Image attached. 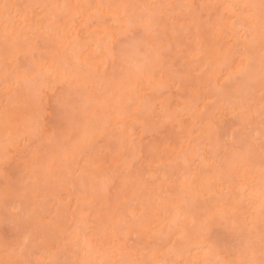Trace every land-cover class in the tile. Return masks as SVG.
I'll list each match as a JSON object with an SVG mask.
<instances>
[{
	"label": "rangeland",
	"instance_id": "1",
	"mask_svg": "<svg viewBox=\"0 0 264 264\" xmlns=\"http://www.w3.org/2000/svg\"><path fill=\"white\" fill-rule=\"evenodd\" d=\"M9 1L10 0H8V1L7 0L6 1L1 0V3L5 2V4L1 5V3H0V6H1L0 12H1V9L3 8V6L5 8V10L2 9L3 11L0 14L1 15L0 16V39H1L0 43H3V45L5 44L4 46H6V45H8L6 43H9V42H7L8 39L10 37H12L10 39L14 40V36H15L16 37L15 41L17 40V44L15 43V41H12V43L11 42L9 43V44H11V48L10 49L8 48V49L11 51L9 52V55H7L8 59H5L8 63L6 65L8 66L9 65L8 60L11 61V59H9V58L14 55L13 56L14 58L11 61L12 66L10 65L7 68L4 66L5 67L4 68L2 66L4 65L5 61H4V63H2V65H1V61H0V69L3 70L1 73V77L5 78V79L10 78V77H15L14 76L15 73H16L15 75H17L18 73H19L18 75H20V74H22V72H23V74L30 72L31 69H34L33 66H35V65H33L31 67V69L28 68V66L32 65V63L34 62V61L31 62V60L36 59V57L38 56L39 58H41V60L39 58H37V62H39V61L44 62L45 58L53 53L52 50L53 51L59 50V48L57 47L58 45L55 44V43H57V40H58L57 35H59V38L62 39V41L59 40L58 42L63 43L64 38H66L64 40H68L67 37H68V34L70 33L69 32L70 30L65 32V33H67V36L63 37V38H61V37H62V35L64 36V33L61 34V36H60V33H58V31H54V30H57L59 25L62 26V28H63V25H64V28H65V26L66 27L70 26L72 31H74L73 29H75V27H74V26H76L75 24H77V26L79 28H81L80 25L78 24L80 22L81 18L77 22V18L75 17L74 13H76L78 11L77 13H79V16L81 17V13H84V11H85V9H84L85 6L82 5L83 8H81L82 6L76 7V5L74 4V2L76 3V1H78L77 4L81 5V3H80L81 0L80 1L79 0H75V1L73 0L74 2L71 0L70 3L69 2L67 3L68 0L67 1L66 0L65 1H63V0H47L48 2L45 0L46 3L41 2V4H38V2L40 3V0L39 1L35 0V1H37L36 3H33L32 2L33 0H31V1L27 0V2H24L23 0H18V1L12 0L13 2L12 1L9 2ZM16 1L18 3L20 1H23L24 3H22V4L19 3L21 5H23V4L27 5L28 3L29 4H37L36 6H39V8L36 7L35 5L32 6L29 4L27 6H29L30 8L29 7L24 8V5L21 8L18 6L19 5L18 4L17 6H15V8H16L15 9V8H13V6L16 5ZM41 1H44V0H41ZM83 1L84 0H82V3L88 2L86 4H89L90 6H92L93 1L91 4H90L91 0H89V1L85 0V2H83ZM95 1H97V3H99V4H102L103 2H101V1H104V0H100L99 2H98V0H94V4L96 3ZM105 1L107 2L108 0H105ZM110 1H112V0H110ZM110 1H108L107 3H110V6H111V5H113L112 4L113 1L112 2H110ZM119 1L120 0H118L116 2L118 3ZM121 1L123 4L121 3ZM121 1H120L121 4L120 3L117 4L115 2V5H113V7H116L119 4L121 5V6H119L120 8L123 7L122 5L126 6L124 4V3H126L125 0H124V2H123V0H121ZM126 1H129V0H126ZM134 1H136V2L140 1L141 2V0H134ZM151 1H153V0H150V4H149L148 0H146L148 5L143 4V3H146L145 0H144V2L142 1V3L139 2L140 4H137V3L134 4V5H136L135 6L136 8H134L136 11L135 10L134 11L137 12V14L134 13V11L130 9L131 11H133L131 13H133V15L136 14L135 16H138V15L140 16V13L142 11V9H140V8L146 9L150 5L149 9H146L143 11L144 14H142V16L146 15L145 18H147V14H148V17H149L148 19L151 20V18H152L151 21H155L156 20L155 18H157V23H159V20H160L161 26L158 24L160 27L157 26V24L155 22L153 23V25H149L150 23L152 24V22L151 21L149 22V20H148V22H149V24H147L148 29L145 28V27H147V25H145V22L147 20L144 19V16H143V18H141L139 16H138L139 18L135 17V20H136V18L138 20L141 18L140 20L143 22H144V20H146L144 22V24L139 20L141 25L144 27L137 26L139 24V21L133 20L134 16L131 14L129 17L128 15L130 13L126 12L123 14L124 15L123 17L126 16V18H128V20H129L132 16L131 19L133 20V21L129 20V23L131 21V23L129 24L130 26L126 25V28H125V26H122L124 24L123 21H125L123 19H126V18L122 19V15H121V17L119 18V21L121 20L120 21L121 26H120L119 21H116L119 24L116 23V26L114 24L111 25V28H109V30H108V28H107L108 25L106 23L108 22L109 26L112 23H110L111 22L110 20L109 21L107 20V22H106L103 19L106 22L105 24L107 26L105 25L106 26V29H105L104 27H102L103 26L102 25L101 26L102 29H101V28H99L100 25H99V27L96 25V23L99 22V18L101 19V17L98 16L99 18L97 17L96 18L97 20H95L97 22L94 23L95 22L94 21L93 23H91V24L96 25V26H94L95 29L93 28L94 29V32H93L92 27H90L91 25H86V24H90V23H88V22H90L89 19H91V18H89V16L92 17L94 15V13H93L92 15L88 16V18H87L88 22H87V20L85 21L86 24L83 21L85 24V25L83 24V27L86 26V28L82 27L81 32H80L79 28L76 29V30H78V32H77L78 34L75 35L76 41L73 39V41H75L74 43H76V42L80 43L81 42L80 36L78 37V35H80V33L81 34L84 33L83 32L84 29H85V31H87L88 27H90L89 32H87V34L90 33L88 35V38L95 36V37H93V39L95 38V40H96L97 35H95V31H96V33H99L98 31L100 29L101 30H107L110 33L112 32L111 37L114 35L113 36L114 40H112V38H111V40L109 39L110 41H107L108 43L112 42L111 43L112 46L110 44L111 48L107 43V45H108L107 51H108V49H112L110 51V56H108V53L105 54V52H107L106 50L104 52V50L102 48H100L102 50V52L100 50V54L98 55V57L96 56L98 58V60L92 59L93 61L92 60L89 61L91 65H92L91 62L96 64L97 61H99L96 64L97 66L92 65V71H93V67L94 68L96 67L95 70L98 71L97 74H94V73H96L95 70L92 73L90 71V68L89 69L87 68V70H89V72H91L92 74L87 72V71L85 72V69H86L84 67L85 65L82 67L83 69L78 70L77 68L81 67L79 65L80 63L72 64V65L69 64V63H71L70 56H69L70 53L66 49L65 52L66 51H68V52H66V53L64 52L65 54L62 52L64 57H66V58H64V60L67 61V62H65L66 63L65 65L67 67H69V71L71 70L70 69L71 67H74V66L76 67L78 65L79 67L77 66L76 69L78 71H80V72H71L73 70L70 71L68 76H69V78H72V79L71 80L69 79L70 81L68 80L69 85L67 83H64V81L60 82L62 79H59L57 77L59 79V82H57L56 84L55 83L50 84L51 81H48L49 84L52 86L46 87V88L43 87L42 89L37 88V89H39L38 90L39 92L38 93L35 92L34 97H33V90H35V91L37 90L36 89L37 83L35 84V82L38 80L41 82L43 80V78H44V80L46 79L45 76L43 78H41L42 80H40V77H39L38 80H36V79H35L36 81L34 80L33 85H31V86L28 85L33 90H30V87H28V88L25 87L26 83L24 82L25 84H23L22 87H24L25 90L27 88L30 92L29 93H28V91L25 92V90L22 88V91L25 94V96H23L24 94L23 95L21 94L23 92H20L21 87L19 88L21 83H19L18 86L17 85L15 86L14 83H13V85H10V84H12L11 81L12 82L14 81L11 78L10 79L11 81H8L10 83H8L9 85H7V90H5V89H2L3 86L1 87V83H2V85H6V83H4L2 81V80H4L3 78L2 79L0 78L1 79L0 80V91L1 92H3V90L5 91L2 93V95H4V97L3 96L0 97V123H1L0 128L3 127V129L1 130L2 132L3 131L7 132V133L9 132V136L4 135L5 138L2 136V139H1V133L2 132H0V144H2V141L7 140V138L10 139V137H11V139L13 138L15 140L14 142L12 140L11 145L9 144L10 142H8V140H7L8 144L5 141V145H0V149H2V151L0 150V243H1L0 246L2 245L0 247V254H2V256L0 255V257H1L0 264H38L39 259H42V260L44 259L43 261H45L47 258H48V260H46V261H48V263H50V264H52V263L53 264H74V263L77 264L78 259H80V261H78L79 262L78 264H94V262H95V264H99V263L103 264L102 262H104V261L107 264H109L111 262L113 264H115L116 261L114 262V260H117L119 257L120 258L118 259V262L121 261L120 264H122V263L129 264V262L132 264L133 262L129 261L130 260V259H128L129 257H131V260H133L135 262L137 261V264H138L139 259H140L139 262L144 261V263L146 262L145 264H147V263H149V261H151V259H152L151 257L154 256L153 254H154L155 250L156 251L158 250V252L161 253L160 249L163 247L162 245H164L165 248H167V250L170 251V253L175 252L176 256H177V257L175 256L176 259L180 258L179 259L180 263H179L178 262L179 260L174 259L175 254L171 253V258H170V253H169L168 256L170 259H167L168 258V256H167V258H166L167 261L165 260V262H168V260H169L170 264H174V261L178 264H182L184 260L189 261V260H191V256L193 257L192 253L195 252V251H192L193 247H195V245H193V244H197L199 246L201 245L203 247V245H204L203 243H205V242H206V244L208 242L212 243V244L216 243L215 240L222 238L223 235H225V236L222 239H225L224 241H226V242H224V241L220 242L219 241V243H221L220 246H223V249L219 250L220 256L224 253L223 252L224 250L227 252L232 251L234 253H239L238 256L240 257L239 258L240 261L238 259H235V257L238 258V256H237V254H233L232 252L229 254L227 253L228 255L224 254V256H221L224 259H227V260L230 259L231 255L233 254V255H236V256H234L235 261H232L233 263H235V264H242V263L246 264L247 261H245L244 255L246 256V258H248V254H249L248 260H250L251 254H252L251 257L254 256L255 259H258V257H259V259L256 261H259L260 259L262 260V258H260V257H262V256L264 257V254H262L264 252H261V254H259L262 249H263L262 251H264V230H263L264 226L263 227L261 226V224H264V223L258 222L257 224H255L257 221L254 223L257 226V228L260 227L263 230V234L261 233L262 230L261 229L259 230V228L257 229L255 226L254 229H252L250 231V234H251L250 236H248L249 234L246 235L244 230L241 229V227L243 228V224H244L243 222H242V226L237 221L236 222L232 221V224H231V222L225 223L224 225L221 223L220 224L215 223L216 225L212 224L214 227L213 226L207 227L210 223L209 222L210 216L207 215V213H209L208 209H205V207H207V206L203 205L204 207H202V205L199 203L200 200L198 202V199H197V201H193V202L188 201L187 202V200H191V198L188 199L190 192L187 194L184 190V189H187L186 188L187 182L190 181L189 183H193V181L196 182L198 180V179L195 180V176H196V178H198V176L201 177L204 174L203 175L204 177L202 176L201 178H199L198 182H203V185L202 184H200V185L203 186L204 187L203 190H205V187L207 189L208 184H206L205 186H204V184L206 183V181H208V182L211 181L210 177L212 176V174H214V176H215V174H216V176L218 174L222 175V172L226 173L227 168H230V166L232 169L237 164H239L240 167H242V168L244 167V169H243L244 171H247V173L251 171L250 173H252V174H253L252 170L254 171L255 166H256L255 171H257L259 174L260 170L259 171L257 170V166L259 165V168H260V164L262 165V163H263V165H264V162L260 163V161L258 159H256L257 155L254 156V154L252 153L253 151H251V150L254 148V146H253V148H251V146H249L250 141H252V143H253V140L252 139L250 140V138L253 137V135L258 136L261 133H262V135H264V133H263L264 130H262V128H264V89H263L264 79L262 78L264 76L263 75L264 72H262V74L260 72V70L261 71H262V69L264 70V64H263L264 63V58H263L264 57V54H263L264 53V48H263L264 47V41H261L262 39L264 40V38H261L262 36H264L263 35L264 34V31H263L264 30V26H263L264 25V15H263L264 14V0H214V1L213 0H183V1L182 0H171V2H170V0H168V2L171 3L170 5L167 4L166 0H162L161 3H159L160 0L159 1L156 0L154 2H151ZM162 2H164V3H162ZM8 3H10V4L14 3V4H12L13 6L10 7L9 6L10 4L8 5ZM107 3L103 4L102 7L104 5H107ZM152 3H154V4H152ZM6 4L8 5L7 8H9V9H7L5 7ZM46 4H47V6H46ZM68 4H70V6H73V4L75 5L74 7H70L72 9L71 12L69 10L70 8H69ZM99 4H96L94 6H97ZM163 5H164V7H162ZM167 5H168V7H166V8H169V6H170V9H171L175 6V9H177V10L172 11L174 9L173 8L170 11L172 13L173 12L174 13L173 14L169 13V10L165 8V6H167ZM44 6H46V7H44ZM58 6H59V8H57ZM60 6H62V7L60 8ZM65 6H67L69 9H67ZM90 6L88 7V5H87L86 8L87 7L91 8ZM94 6H93V9H91L92 11H94V9H95ZM107 6H104L105 10L108 8L110 9V6L109 5H107ZM139 6H140V8L137 9V7H139ZM144 6H147V7L145 8ZM160 6L163 9L165 8L164 10H166L167 12L164 11L163 9L160 11L159 10V9H161ZM32 7H34V9ZM75 7L80 8V9H84V11L82 10L80 12V9L76 10ZM130 7L132 8L134 6H130ZM27 8H28V11L31 12L30 14H28L29 12L26 11ZM99 8H98V12H99V10H102L101 5ZM123 8L125 9L126 7H123ZM127 8H128V6H127ZM150 8H153V9H150ZM17 9H18V11H16L15 14H17V12H19L21 9L22 12H19V13H22V16L19 15L20 16L19 17L18 15L17 16L13 15L14 10H17ZM128 9L127 10L125 9V10L129 11ZM253 9H254V11H253ZM11 10H13V11H11ZM51 10H52V12H51ZM64 10L67 13H69L72 16V18H70L71 16H69L67 13H63ZM96 10H97V8H96ZM148 10L149 11L151 10L150 13H146V11H148ZM23 11H25V12L23 13ZM26 12H28L27 17L23 18V15L25 17ZM54 12L58 13L57 15H59L58 16L59 18L57 19V23H59V24L55 23L57 15L54 14ZM160 12H163V15H161ZM51 13H53V14H51ZM157 13L159 15L158 17H157ZM164 13L165 14L166 13L172 14V15L168 16V15H165ZM259 13L261 14V16ZM49 14H51L50 17L52 19L55 18V19H53L54 21H52V19L49 17ZM125 14H128V15H125ZM150 15H153V16L150 17ZM258 15L260 17H258ZM79 16H78V18H79ZM160 16L162 17L161 19H163L164 21H165L166 17L168 16L165 23H164V21H162V23H161ZM73 17H75V19ZM94 17H93V19H94ZM261 17H263V18H261ZM60 18L64 19V20L60 21ZM182 18H184V19H182ZM48 19H51V20L49 21ZM69 19H71L72 21H70ZM93 19H91V21H93ZM75 20L77 23L75 22ZM82 20L83 19H81V21ZM103 20H101V22ZM128 20H127V22H128ZM48 21L52 22V23H50L51 26H49ZM104 21H103V23H104ZM67 22H68V25H65V23L67 24ZM74 22H75V24H74ZM101 22H99V23L102 24ZM182 22L184 25L182 24ZM72 23H73V25H72ZM113 23H115V22H113ZM134 23L136 24V26H134L135 25ZM261 23H262V25H261ZM53 24H56L57 26L53 25ZM80 24H81V22H80ZM125 24H126V21H125ZM154 24L158 28H155ZM117 25L122 27V28H120V27L117 28ZM162 25H163V27H162ZM244 25H247L245 28H247L248 25L253 26V27L251 26L252 28L249 26L250 31H251V32L249 31L250 34H247L248 32H246L244 30V28H241V27H244ZM46 26H48V27H46ZM52 26L53 27L56 26V27L52 28ZM77 26H76V28H77ZM151 27H153V31L151 30ZM46 28H49L50 31H52V35H51V33L49 35V32H48L49 29H46ZM259 28L262 29L261 31H263V32H261ZM59 29H61V28H59ZM111 29H112V31H111ZM160 29H162V30H160ZM60 31H62V29ZM63 31H66V29ZM72 31H71V34H73ZM162 31L165 32V37H164V33ZM53 32H56V33L53 34ZM74 32L76 33V31H74ZM15 33H17V34H15ZM46 33H47V35H46ZM254 33L258 34V36L256 35V38H254L255 37ZM55 34H56V37H54ZM85 34H86V32H85ZM87 34H86V36H87ZM17 35L19 37H17ZM100 35L101 34H99L97 37H98L99 41H102L101 37L103 34L101 35V37H100ZM44 36L45 37L50 36V38H51V36H53L52 37L53 40H51V42L54 41L53 46H56L58 49L53 47L52 49H50V51L52 53L48 52L49 51L48 48H50V47L47 44H52V43H48L50 41L49 40L50 38L47 39L48 37L45 38ZM76 36L79 38L80 41H78V38L76 39ZM161 36H163V37H161ZM252 36H254L252 39H254L255 42L252 41V39H251ZM2 37H6L5 39L7 41L4 40V38L2 39ZM84 37H85V35H84ZM249 37H250V39H249ZM19 38H20V40H19ZM54 38H55V40L57 38L56 42H55ZM85 38H87V37H85ZM103 38H104V36H103ZM259 38H261V40ZM10 39H9V41H11ZM41 39H43V40L41 41ZM82 39H84V38H82ZM93 39H92V41L91 40L88 41L89 40L88 39V40H86L87 42H85V39H84L81 43L85 42V45L87 43L86 46H88V42L89 43L91 42L92 45L89 44L88 49H89V47L92 49V46L94 45L93 42L95 41V40L93 41ZM2 40H4V42H1ZM44 40L48 41V42H44ZM98 40H96V41H98ZM106 40H108V39H106ZM249 40L252 42L250 43ZM24 41H26L28 44L25 43L24 46H23V44H22V46H18L22 42L24 43ZM13 43H15V45H13ZM101 43H103V42H101ZM249 44H251V45H249ZM3 45L2 44L0 45V53L3 51V50L1 51V48ZM16 45H17V49L15 48ZM27 45L29 47L32 46V48H35V49L30 48L31 49V51H30L29 48H26ZM246 45L248 46L247 48H245ZM12 46H13V49H12ZM59 47H61V45ZM6 48H7V46H6ZM18 48L20 49V53H19ZM15 49L17 50V54L13 53L15 51ZM25 49H26V51H25ZM27 49L29 50V52L27 51ZM83 49L85 51L87 48L86 49L83 48ZM83 49H82V52H84ZM208 49H209V53H208ZM12 50H14V51H12ZM22 50L25 52H21ZM45 50H47V52ZM60 51H61V48H60ZM97 51H98V49H97ZM26 52H28L29 54H26ZM44 52L46 54L47 53H50V54H47L48 56L47 55L45 56ZM58 53H59V51H57L55 54H58ZM101 53H104V54H101ZM66 54H68V55L66 56ZM95 54H96V52H95ZM42 55H44V58ZM63 55L60 56V58L59 57L58 58L61 59V57H63ZM213 55L218 56L221 60L226 58L225 60H223V63L225 62V64H224L225 67L223 66V64H221L222 61ZM241 55H244L245 57L243 58V56L241 57ZM0 56H1L0 58L3 57L2 53ZM54 57H55V55H54ZM67 57H69V58H67ZM246 57H248L246 60L250 61V64L247 61L249 64V66H247V67H249V69H250V67H251V69L253 68L252 65L254 66V68L257 66L256 69H253L254 72L256 71L255 72L256 75L252 74L251 69L250 70L248 69V71L251 72V74L250 75L247 73H243V74L244 75L247 74L249 76H252V78L247 77L246 75L243 76L241 73L240 76L237 74L239 76V77L237 76L239 79L237 82H236L237 79H235V78H234L235 81H234V79H230V80H233V82H235L233 84L234 88H232V87L229 88L230 85H232V84H229V82H227V84H226V85H228L227 86L228 88H226L225 85H223V83H222V85L224 87H221L222 85H220V84L218 86V82L220 81L219 79H221L220 78L221 75L224 72H226L227 70H229L230 64L232 65V67L230 66V68L233 69V67L237 66L238 63H241L240 60L243 63V61ZM214 58H217V60L219 61L218 62L219 64L217 63L218 66L212 65L214 63L216 64V62H217V60L215 62H211L212 60H214ZM208 59H210V60L208 61ZM228 59H230V61ZM250 59H252V60H250ZM188 60H190V62ZM60 61L61 60H59V62ZM2 62H3V60H2ZM37 62H35V64ZM219 65L221 66L222 71L223 70L224 71H223V73L221 71V75L218 78L217 72H219L218 71V69L220 67ZM90 66H88V67H90ZM211 66L212 67L214 66V68H216L213 72H212ZM259 66H260V68H259ZM67 67H65V69H66L65 72L68 70ZM97 67H99V68H97ZM226 67H228V68L226 69ZM257 68H259V70H257ZM27 69L29 71H26L24 73V71ZM127 70H128V72H127ZM156 70L159 72H156ZM215 71H217L216 72L217 74L214 73ZM130 72H131L132 77L135 73L134 81L136 82V85H137V83H138V86H139V84H142L139 86L140 90H142L144 88V90L141 91V93L143 94V98H142L141 94L138 95V96H141V98L143 100L145 99L147 101V102L145 100H144L145 102L142 101V103L144 102V106L142 105V103L140 104L141 106H139V105L136 106L135 103H137V102L134 103V101H133L134 98L131 100V102L128 101L132 98V97H130V98L127 97V96H129L128 94L131 95L132 90H136V93L139 90L138 86H133L134 84L131 83L133 79L130 76ZM228 72H226V73H228ZM72 73H73V75H72ZM151 73H152L153 78L157 77L155 79H158V75L160 76L159 79L163 78L161 80V81H163V83L161 81H159V84H161V83L163 84V86L162 85L159 86V88H161V89H158L156 86L154 87L155 90H156V88L158 89V91H156L155 94L152 91L153 88L151 86H149L151 84L150 82H149V85H147V86H146V83L144 82L145 87H141V86H143L141 79L144 80L146 76H147L146 80L149 79L148 76ZM153 73H155L156 75L158 74V75L156 76ZM212 73L215 75H212ZM258 73H259V75H258ZM3 74L5 77L3 76ZM74 75L75 76L77 75V77L73 78ZM225 75L226 74H224V76ZM135 76L137 78L136 80L139 79V82H137L135 80ZM211 76H212V79H211ZM215 76H216V80L213 79ZM241 76H242V78H241ZM243 77H245V78H243ZM246 77L248 79H246ZM57 78H56V80H58ZM86 78H88V79H86ZM206 78H207V80H206ZM48 79L49 78H47V80ZM210 79L212 81L215 80V82H217V83H215L214 81L211 82ZM242 79H243V81H242ZM245 79H246V81H245ZM259 79H261L262 82ZM150 80H152L151 75H150ZM217 80H219V81H217ZM71 81H72V84L70 85ZM86 81H89L91 83H87ZM48 82H46V83H48ZM199 82L201 83V85ZM256 82H258V84ZM83 83L85 84V86H87V88L84 86ZM130 83L132 84V87H134V88L138 87V88L130 90L132 88ZM157 83H158V81H157ZM219 83H221V82H219ZM224 83H226V81ZM38 84L41 85L40 83H38ZM89 84H90V86H89ZM216 84H217V86L215 87L214 85H216ZM254 84H255V87H254ZM103 85H104V87H103ZM207 85H209V87H207ZM211 85H213L214 88ZM241 85H243L244 87ZM256 85H257L258 89L256 88ZM33 86H35V88ZM43 86H45V85H43ZM46 86H48V84H46ZM237 86L240 88H237ZM39 87L41 88V86H39ZM90 87H92V89H90ZM146 87L150 88L152 92L150 91V89L146 90ZM217 87H220V89ZM260 87H262V88H260ZM196 88L198 89V92H199L197 95H196V93H197ZM236 88H237V90H236ZM93 89H94V93L91 91ZM110 89H111V91L108 92V90H110ZM227 89H230V90H227ZM238 89H242L241 91H243V93H241V91H239ZM252 89H254V90H252ZM255 89L258 91H255ZM102 90H104V91H102ZM212 90L214 91V94H213ZM260 90L262 91V93L260 92ZM66 91H68V92H66ZM99 91L101 93H99ZM105 91H106V93H104ZM143 91H145V92H143ZM200 91L202 92V94ZM227 91H229L228 94H226ZM230 91L232 93L234 92L233 94H235L236 96L240 92V95L242 94L241 95L242 98L246 97L245 100L247 102L245 100H243L244 99L243 98L242 99L243 103H241L243 105L242 108H245V110L247 109L246 111L245 110H242V111L236 110V112H234L235 109H237V108L232 109V107H230V106L234 105L236 103L238 104L239 99L238 100L234 99L237 101H236V103H233V102H235V101H232V98L234 96H232L233 94ZM244 91L247 93H245ZM1 92H0V94H1ZM127 92H129V93H127ZM133 92H135V91H133ZM206 92H208V93H206ZM209 92L210 93L212 92V93L209 94ZM220 92H222V95H220L221 94ZM235 92L236 93L238 92V93L236 94ZM252 92L254 93V95L252 94ZM27 93L28 94L31 93L30 97L32 98V100L28 95H27L28 97H26ZM110 93H112V95ZM145 93H146V95H144ZM156 93H158V94H156ZM193 93H194V95H192ZM217 93H219L218 96L216 95ZM115 94H116V99H115ZM121 94H127L126 96L123 95L124 97H127V98L126 99L124 97H123V99L120 98ZM137 94H139V92ZM148 94L149 95L152 94V95L149 96ZM245 94H246V96H244ZM133 95H135V93H133L132 96ZM224 95H226L227 98H226V96L223 97ZM228 95H230L232 97H230V96L228 97ZM240 95H238L237 98L238 97L240 98ZM251 95L253 97H251ZM91 96L95 99L93 100V98H91ZM194 96H196V97H194ZM121 97H122V95H121ZM202 97H203L204 102L202 101ZM247 97H248V99H247ZM98 98H100V99L98 100ZM135 98H136V95H135ZM154 98H155V100H154ZM136 99H138V98H136ZM199 99H201V100H199ZM106 100H108L107 101L108 103L106 102ZM109 100H110V102H109ZM112 100H114V101H112ZM124 100H125V102H124ZM150 101H152V102H150ZM240 102H242V101L240 100ZM138 103H139V101H138ZM147 103H149V104L151 103V104L148 105ZM160 103H162V104L160 105ZM202 103H204V104H202ZM102 105H105V108ZM187 105H188V108H187ZM238 105L236 107H238ZM130 107H132V108H130ZM226 107H228V108H226ZM240 107H238V108H240ZM106 108H107V111H106ZM129 109H131L130 112H129ZM132 109H134L135 111L137 110V111L134 113ZM182 109H184V110L182 111ZM251 109L252 110L254 109V111L251 112ZM115 110H116V112H115ZM141 110H143V111H141ZM197 110H199V112H197ZM144 111H146V112L144 113ZM100 112H102V114ZM103 112H109L108 115L110 114V116L109 117L106 116L107 114L103 113ZM121 112H123V115L121 114ZM162 112H163V114H162ZM174 113H175V115H174ZM145 114L147 115V117L145 116ZM170 114L172 117L170 116ZM214 114H216V115H214ZM249 114H251V115H249ZM114 115H115V117H114ZM131 115H134L133 119L135 120V122H134V120L131 121V119H132ZM219 115L221 118L219 117ZM251 116L252 117L254 116L255 118L253 117L254 118L253 119ZM218 117H219V119H218ZM107 118L109 119V121L107 120ZM119 119L122 120V125L124 124V128H122V126H120L121 124H120ZM4 120L6 121V123L7 122L8 123L3 124ZM98 121H100V122L98 123ZM116 121H118V122H116ZM251 121H253L252 124H251ZM123 122H125V123H123ZM111 123H112V125H111ZM117 123H119V124L116 125ZM126 123H128L130 125H128ZM147 123H150V124H147ZM91 124H95V127H94V125L91 126ZM115 125H116V128L117 127H119V128L113 129V127H115ZM241 125H242V127H241ZM130 126H131V128L133 126L134 127L131 129ZM90 127H93L92 130H94V128H95L93 133H91L92 131H91ZM102 127H104V128H102ZM11 128H14L13 130L17 131V133L15 131V136L11 132V131H13ZM84 128L86 131H84ZM202 128L204 130H202ZM257 128H258V130H257ZM8 129H11V131H9ZM17 129H22V131L17 130ZM183 129H185V130H183ZM205 129H207V131H209V132H207ZM133 130H135V131H133ZM120 131H121V133H120ZM251 131H253L254 133ZM18 132H19L20 136L18 135ZM204 132H205L204 136H206L209 133L211 134V135H207V138H208L207 140L203 136ZM256 132L259 134H257ZM169 133H170V135H169ZM4 134H6V133H4ZM235 134H237V135H235ZM16 135L18 136V138L16 137ZM89 135H90V137H89ZM172 135H173V137H172ZM181 135H183V136H181ZM91 136H93V137H91ZM177 136H178V138H177ZM234 136H235V138H234ZM15 137H16V139H15ZM242 137H243V141H242ZM210 138H212V139H210ZM11 139L9 141H11ZM246 142H247V144H246ZM259 143H261L262 145ZM259 143H256L254 145L256 146L257 144H259L260 148L263 147L264 136H263V138L261 136V141ZM171 144H173L175 147ZM179 144H180V146H179ZM6 145H7V147H6ZM80 145H81V147L83 146V148H81L79 151V149L77 147H79ZM214 145H217V146H214ZM244 146H245V148H244ZM157 147H158V149H157ZM257 147L259 148L258 145H257ZM213 148H215V149H213ZM258 148H256V149H258ZM171 149H174V152H171ZM81 150H82V152H81ZM253 150H255V149H253ZM84 151L86 154L84 153ZM215 151H216V153H215ZM249 151H250V153H249ZM259 152L261 154V151H259ZM259 152H257V153H259ZM263 152L264 151L262 149V154H263ZM213 153L216 155H214ZM197 154L202 155L201 157H203V158L205 157V159L207 158L206 160H210L208 163H210L211 165L208 164L207 166L209 167V165H210L211 168L209 167L207 169V166L205 165V168L202 166V169L200 170L201 166H199L200 164H198V161H199L198 158H200V156L198 157ZM260 154H259V156H260ZM72 156L74 158H72ZM158 156H160L161 158ZM261 156L259 157L260 160L262 159ZM215 157L218 160H216ZM239 158H242V159H239ZM158 159H161L159 163H157ZM216 161H218L219 163L218 162L216 163ZM85 162L87 163V165ZM224 162H225V164H224ZM231 162H233V163H231ZM75 163H78V164L80 163V164L78 165ZM258 163H260V164H258ZM83 164H84V168L86 171L85 170H82V171H84L85 174H87V175L89 174V175L87 176L84 173L79 174L80 176L85 175L84 176L85 180H83V178H82L81 182L86 181V180L88 181L89 179L90 180L92 179V181H91L92 183H90L89 182L90 180H89L88 183L85 182L86 183L85 185H82L84 183H82V184L80 183V185H79V183H77V182L80 181L79 180L80 176H78V178H77L78 181L75 178H73L76 181V183L74 185L72 184V182H71V186L68 185V187H67V184L65 185L66 188L68 189L67 190L65 188L63 182L64 183L65 182L70 183L71 179L69 181H64V179H66V177L69 176L70 174L72 175V177L74 175H78V173H79L78 171H81L78 169L83 168L82 167ZM157 164H158V167H157ZM197 164L200 168L198 166L196 167ZM220 164H221V167H220ZM77 165L79 166V168ZM223 165L224 166L228 165V167L226 168ZM232 165H233V167H232ZM263 165H262V168L264 167ZM32 166H33V168H32ZM154 166H156V167H154ZM239 166L237 165L236 167H239ZM218 167H220V168H218ZM253 167H254V169H253ZM155 168L157 169L156 172L154 170ZM166 168H167V170H166ZM221 168H222V170H221ZM262 168H260V169L262 170ZM68 169H70V170H68ZM164 169L166 171H164V173L162 175V173L159 171H163ZM170 169H172V171H170ZM174 169H176V170H174ZM218 169H219V172L221 171V173L218 172ZM231 169H229L230 171L229 170L227 171V176H228V172H229V176H230L229 178L233 177V175H230L233 172V170L239 169V171L233 172V173H235L234 175H236V172L240 173V175H242V173H244L243 170H240L241 168L232 169V172H231ZM74 170H75V172H72V173L70 172V171H74ZM89 170H90V172H89ZM202 170L203 171L205 170V172H203ZM207 170H210V171H207ZM68 171L70 172L69 174H68ZM168 171H170V172H168ZM76 172H78V173L76 174ZM167 172H168V174H167ZM211 172H212V174H211ZM257 172L256 173L254 172L255 173L254 176L255 175L257 176ZM66 173H67V176H66ZM73 173H74V175H73ZM96 173H97V175H96ZM151 173H152V175H151ZM158 173H160L161 175L159 174L160 175L159 176ZM170 173H172V174H170ZM196 173H199V174H196ZM200 173H203V174L200 175ZM225 173H223L224 175H222V176H225L226 175ZM92 174H93V176H92ZM32 175L34 176V178ZM71 175L69 176V178L71 177ZM173 175H175V176H173ZM206 175H208L207 177L210 180L207 179ZM220 175H218L219 177L217 176L218 178L216 176L211 177L212 179L214 177V179H217L219 181V183H217L216 186L218 184H220V179H221ZM169 176H170V178H169ZM237 176H238V174H237ZM234 177H236V176H234ZM193 178H194V180H192ZM204 178H205V180L206 179L207 180L206 181H200L201 179L203 180ZM223 178L225 181L226 180L225 177H223ZM161 179H162V181H161ZM227 180H229V179L227 178ZM222 183H225V182H222V179H221V184ZM226 183H227V185L225 184L226 187H225V185L223 186V184L220 187H225V189H228L227 186L229 185L228 183H230V180H229V182L226 181ZM232 183H233V180H232ZM233 184H231V185H233ZM184 186H186V187L184 188ZM256 186H258V185H256ZM40 187H41V190H40ZM220 187H218V188H220ZM218 188H217V190H219ZM257 188H259V187H256V189ZM53 189H55V191ZM209 189L210 188H208L207 191H211V192H208V194L210 193L209 196H211L213 194L212 193L213 189L212 188H211L212 190H209ZM44 190L46 193H43V192L40 193L41 191H44ZM89 190L91 192H89ZM222 190H223V188H222ZM222 190L220 189V191H222ZM258 190H260V188ZM78 191H80V192H78ZM94 191H95V193H94ZM207 191H205V194ZM256 191L257 190H255V192ZM223 192L224 191L220 192L221 194L220 193L217 194V192L215 193V191H214V193L216 195H218L217 197L223 196L224 195ZM51 193L53 194L54 197H55V195L57 197L54 198L51 195ZM89 193L92 195H90ZM258 193H260V191ZM57 194H59V195H57ZM203 194H204V192H203ZM208 194H206V195H208ZM88 195H90V198L92 197L95 200L92 198L90 199L88 197ZM206 195H204V196H206ZM216 195H212V197L213 196L216 197ZM227 195H228V193L226 194V196ZM50 196H52L53 198L51 197L52 198L51 199ZM209 196H207V197H209ZM217 197L215 199H217ZM224 197H225V195H224ZM80 198H81V200H80ZM205 198L202 197V199H204V202L202 200L201 201L204 204L205 203L208 204V207H209V203H211V201H214L213 200L214 198L212 199L211 197H209L211 199V201H209L210 199H205ZM247 198H249V197H247ZM82 199L84 201L86 200V202L82 201ZM89 200L91 201L92 205L91 204H90V206L88 205L89 207L87 205L85 206L84 204L89 203L90 202ZM205 200H207V201H205ZM132 201H133V203H132ZM138 201H140V202H138ZM208 201H209V203H207ZM189 202L191 204H194V205L196 203H198L197 205H201V208H200V209H202L201 212H200V209L198 206L196 208H194V206H192ZM240 202H241V200H240ZM242 202H244V204H245V201L242 200ZM255 202L258 203V201H255ZM262 202H264V201H262ZM39 203L42 205H40ZM80 203H81V205L84 206V208L80 207L81 206ZM176 203H179L180 205H176ZM174 204H175V207H174ZM212 204H213V202H212ZM212 204H210V205H212ZM246 204H247V201H246ZM245 205H243V207ZM248 205H247V208H246V206L244 208V209H246L245 210L246 213L244 215H246L247 212H249V211H247V210H249V208L251 209L253 207V203L251 205V202H250V205L252 207L249 205L250 207L248 208ZM255 205H256V203H255ZM91 206L92 207L94 206V207L92 208ZM176 206H177V208H176ZM135 207H136V210H135ZM211 207L213 210V206H211ZM180 208H183L181 210V213H183L182 215L180 213ZM192 208H194V209H192ZM80 209L82 210V212ZM129 209L132 211L135 210V212L134 211L133 212L136 213V216L138 214V216H137L138 218L137 217H136L137 219L135 218L136 220H139V215H140L139 209L143 210V211L141 210V215L146 213L147 215L152 216L154 213L156 214V212H157L156 222H154L153 217H150V218H152V220H148L149 218L148 219L145 218L147 220V222H145V219H144V217H146V216H144L145 214L142 215L143 218L140 217V221L144 219L143 224H145V223L148 224L149 221L150 222L153 221L152 222L153 225H151V226L154 227V224H155V226L157 225L156 228H158V229L160 228L159 231H161V232L157 233L160 236H157L154 239L153 238L154 235H153V237L150 236L153 238V239H151V241H150V239H148V241L145 240V239L150 238V237H147L148 235H146L147 233H145V231H144L145 228H143L144 226L142 227L143 224L141 225L140 221L138 222V221H135L133 219L131 222V216H129V214H130ZM212 210L210 209L209 211L212 212ZM127 211H129L128 216H127ZM206 211H207V213H206ZM252 211L253 210H251V213L253 214ZM79 212H81L83 214H80ZM196 212H197L199 217L197 215H195ZM76 214H78L77 216L79 219L76 218ZM185 214H186V216H185ZM203 214H206L207 216L203 215ZM209 214H211V213H209ZM252 214H251L252 217H249L248 221L251 218H252L251 220H254ZM79 215H80V217H79ZM156 215H153V216H156ZM178 215H179V217L183 216L181 219L178 217L179 221H177ZM248 215H250V213ZM37 216L39 219L36 218ZM88 216L90 217V220L86 219V218H89ZM32 217H35V218H33V220H32ZM81 217H83V219H80ZM185 217H187V218H185ZM206 217H208V220H207V222H209L208 225H207L206 221H204V218H206ZM31 220L35 221V222L32 223ZM40 220L43 224L46 225V228H48V231L50 232L51 235L52 234L56 235V233L53 232L54 229L56 230L55 226H57V230H59V231L62 229L60 231L61 233L59 231L57 232L58 237H55V239H52L54 237H51V240H50V238L48 237V242H44V243H46V245L48 244V246H46V245H44V243H42L44 241V238L47 237V235L45 234V232H47V231H45V232L43 231L45 227H43ZM91 220H92V222H91ZM93 220H95V221H93ZM181 220H183V221H181ZM187 220H188V222H187ZM189 220H190V222H189ZM77 221L79 223H77ZM37 222H38V224H41L40 228L42 226L43 230H41V231H43L44 235H46L45 237H43L44 235L41 234L40 228H39V225L37 224ZM86 222H89L90 227L91 226L94 227L93 232H90L89 230H92V229H89V227L85 226L87 224ZM94 222H97V223H94ZM133 222H135V223L138 222L139 225H138V223L134 224ZM150 222H149V225L151 224ZM176 222H177V224H176ZM184 222H186V223H184ZM233 222L238 223V225L241 226V227L238 226V228H240V230L236 227L237 224L234 225ZM81 223L85 224V225H82ZM250 223H252V221H250ZM34 224H36V225L34 226ZM89 224H87V225L89 226ZM189 224H191V225H189ZM210 225H211V223H210ZM232 225L234 226L233 229H232V227H233ZM247 225H249V222ZM83 226L88 228L87 232L85 231L86 229H84ZM182 226H184L185 228H182ZM225 226L228 227V229ZM113 227L115 229H117V231ZM179 227H181V228H179ZM235 227L237 228V230L240 231V234L242 232L241 235L239 234L240 236H242L244 234V235H246V239L248 236L247 241H244L245 239L242 238V237H244V235L242 237H240L237 234L238 231L236 233L237 235L235 234V232H233V231H236ZM38 228H39V230H38ZM139 228L144 229L143 234L140 233L142 231ZM214 228H216V230ZM76 229H78V230H76ZM94 229L96 230L97 236H95L96 233H95ZM158 229H154V231L158 230ZM179 229H181V230H179ZM108 230H113V231H110V233L112 232L113 235L118 234L119 235L118 237H116L115 235H114V237H116V239L119 241L122 240L123 235H125L126 238L128 239V240H126V242H124V244L122 243V241L118 242L120 245L118 244V245L114 246L115 250H113L112 253H110L111 249H113L112 242H111V245H109V246H111L110 247L111 249L110 248L107 249V247H106V245L109 244L108 240H110L109 239L110 236H108L109 234L105 235L109 232ZM121 230H122V232H121ZM135 230H137V231H135ZM183 230H185L186 232ZM255 230L256 231L258 230L257 231L258 233ZM63 231H65V233ZM88 231H89V233H88ZM99 231H101V232H99ZM106 231H108V232L106 233ZM114 231H115V233H114ZM138 231H139V233H138ZM98 232L100 234H98ZM180 232H182V233L179 234ZM59 233H60V235L64 236V237H61L62 239L60 238L61 240L59 241L60 244L64 243L61 246L59 245V242H58L59 236H60ZM85 233H88L89 235L87 236V234H85ZM128 233H130V235ZM133 233H135V234H133ZM175 233H176V235L171 236V234H175ZM216 233L217 234L220 233V234L217 235ZM233 233L235 234V236L233 235ZM47 234H48V232H47ZM90 234H92L93 236L91 235V237H90ZM144 234L146 235L145 237H147V238L144 237ZM153 234H155V233H153ZM161 234L163 237L161 236ZM167 234L170 237H168ZM229 234H231L230 235L231 237L229 236ZM40 235H42V236L40 237ZM110 235L112 236V234H110ZM120 235H122V236H120ZM188 235H189V237H188ZM81 236L82 237L87 236L86 240H88L90 243H92L91 241H93V239H95V237H97V239H98V237L102 238V239L99 238V240H96V243H98V241H99L103 245V246L101 245L102 248H100V245H98L99 249H98V246H94L96 244L94 241L93 242L94 244L89 243L90 246L88 249H86L87 251L89 250V252H91V254H89L87 251H85L83 255L79 256L80 253L78 252L79 250H77V252L79 253L77 255V253H75L76 250L74 252V249L77 248L76 245L81 244V242H79V241L84 242V239L82 240ZM107 236H108V238H107ZM125 236H123V237H125ZM237 236L240 239L242 238V240L236 242V238H238ZM77 237L78 238L80 237L79 240ZM88 237H90V238L88 239ZM185 237L187 239H185ZM234 237H236V238L234 239ZM250 237H251V239H250ZM56 238H58V239H56ZM64 238H66V239L68 238V240L65 239L67 242L62 241ZM172 238L173 239L176 238L175 241H173ZM257 238H259V239H257ZM42 239H43V241H42ZM112 239H113V236H112ZM53 240H54V242H52ZM103 240H105V241H103ZM157 240L159 243L157 242ZM186 240L187 241L189 240V241L187 242ZM190 240H193V241L190 242ZM46 241H47V238H46ZM56 241H57V243H56ZM101 241H103V242H101ZM195 241H197L198 243L199 242H201V243L203 242V243L198 244ZM230 241H232V242L235 241V243L231 242L234 245V248H233V245L230 244ZM260 242L262 244H260ZM49 243H51L52 245ZM157 243L160 245H157ZM190 243H192L193 247H191V245H189ZM209 243H208V245H209ZM42 244H43V246H42ZM65 244H67V245L64 247ZM84 244H87V242H84ZM84 244H82V245H84ZM113 244H114V242H113ZM212 244L210 246L209 251H211V249H214L212 251L217 253L216 248L217 249L222 248L219 246L218 243H217L218 246H214V244L213 245ZM223 244L224 245L227 244V246H229V247L232 245L231 246L232 248L229 249V247H227V246L224 247ZM240 244H241V246H240ZM91 245H92V248H94V250L91 249ZM168 245H170V246H168ZM185 245L187 247H185ZM208 245H207V248H206V245H205V248L200 247L201 252H202V250H203V252H205L209 248ZM49 246H50V248H52L50 251H54L53 249H55V251H54L55 255H53L51 252H50V254H52V255L49 254V251L47 250V247H49ZM62 246L64 247V249ZM68 246H70V247H68ZM117 246H118V249H120V247H121L122 250L120 249L118 251ZM199 246L195 247L194 249L197 250V248H198V250H199L200 249ZM2 247H4V248H2ZM79 247H81V246H79ZM87 247H88L87 245L85 247L83 246L84 250ZM45 248H46V252H47V253L46 252L45 253L48 254L47 257L45 254L40 256V254H41L40 251L42 249L45 250ZM83 248L81 247V250H83ZM103 248H105L104 249L105 251L102 250ZM129 248H130V250H129ZM184 248H186L187 251L190 250V253H188ZM3 249L5 252L3 251ZM18 249H21V250L19 252H17ZM97 249L99 251L101 249V252H97L98 251ZM116 249H117L118 253L120 251H122L123 254L119 253L120 256L115 255V257H113V255H111V254H114ZM152 249H154V250H152ZM179 249H181V250H179ZM240 249L241 250L243 249V250L241 251ZM256 249L258 251L260 249V251L258 252ZM37 250H39V251L37 252ZM91 250L94 252H92ZM126 250H128L130 253ZM182 250H184V251H182ZM198 250L194 253L195 256L197 255V257H198V254H196V253H199V251H200V250L199 251ZM57 251H60V253ZM72 251H73V253H72ZM124 251H126L128 253V255L130 254L129 257H128L127 253ZM166 251L162 249V252H165V254L167 255L168 252L166 253ZM181 251H182V253H181ZM12 252H16L17 256H15V255L13 256L11 254ZM56 252L59 253L58 255H61L57 259H55L58 256V255H56ZM68 252H70V254H67ZM95 252H97L98 255ZM158 252L156 253V255L159 254ZM179 252H180V254H179ZM27 253H29L30 255ZM32 253H34V254L40 253L39 255L37 254L38 256L34 255V256L38 257V258L34 257V258H37L36 260L33 259V261H36V262L32 261V256H33V255L31 256ZM43 253H44V251H43ZM92 253L94 254L93 258L95 257L96 261L92 260L93 259L91 257ZM81 254H82V252H81ZM86 254L89 255V256L87 255L88 258H85ZM101 254H102V256L100 257L99 255H101ZM149 254H152V256ZM187 254H189L188 256L190 257V259H187V258H189L187 256ZM190 254H191V256H190ZM241 254H243V255H241ZM44 255H45V257H44ZM65 255L66 256L68 255V256L66 257ZM109 255H111V257L114 258V260H111ZM259 255H261V256H259ZM52 256H54V257L56 256V257L54 259H50ZM185 256H187V257H185ZM8 257H10V258H8ZM75 257L77 259H75ZM78 257H80V258H78ZM99 257L102 260L99 261V259H100ZM134 257H136V259ZM2 258H3V261H2ZM69 258H70V260H69ZM82 258H84L85 261ZM97 258H98V260H97ZM156 258H157V256H156ZM156 258L154 257V259H156ZM196 258H195V261L197 260ZM89 259H91V260H89ZM243 259H244V261H242V263H241V260H243ZM19 260H21V261H19ZM49 260H52V262H50ZM53 260H56V261L54 262ZM73 260H75V261H73ZM236 260H238V262H240V263L236 262ZM43 261H40V262H43ZM70 261H72V262H70ZM81 261H83V263ZM98 261H99V263H98ZM198 261H196V263H198ZM191 262L193 263V261H191ZM45 263H47V262H45ZM106 263H104V264H106ZM151 263L152 262H150L149 264H151ZM196 263L194 262L193 264H196ZM253 263H256L255 260H253ZM260 263L263 264L264 261L262 260V262L260 261L259 264ZM40 264H44V263H40ZM116 264H118V263L116 262ZM186 264H188L187 261H186Z\"/></svg>",
	"mask_w": 264,
	"mask_h": 264
},
{
	"label": "bare ground",
	"instance_id": "2",
	"mask_svg": "<svg viewBox=\"0 0 264 264\" xmlns=\"http://www.w3.org/2000/svg\"><path fill=\"white\" fill-rule=\"evenodd\" d=\"M2 1H4V0H2ZM5 1H6V0H5ZM7 1H8V0H7ZM11 1H12V0H10L9 2H11ZM17 1H18V0H17ZM17 1H16V5H14V6L12 5V4H14V3H12V4L8 3V5L10 4V5H9L10 7L13 6V8H15V6H17L19 3L22 4V3H24V2H27V0H23L24 2H23V1H20L19 3H18ZM29 1H31V0H29ZM29 1H28V2H29ZM38 1H39V0H38ZM46 1H47V0H46ZM63 1H65V0H63ZM66 1H67V0H66ZM70 1H71V0H68L67 3H68V2L70 3ZM72 1H73V0H72ZM74 1H75V0H74ZM74 1H73V2H74ZM79 1H80V0H79ZM87 1H89V0H87ZM92 1H93V3H92ZM99 1H100V0H98V2H99ZM104 1H105V0H104ZM104 1H101V2H103L102 4H99V3H97V1H95L96 3L94 4V0H91L90 4L92 3V6H90L89 4H86V3H88V2H85V0L83 1V2H85V3H82V0L80 1L81 5H80V4H79V5L77 4L78 1H76V3L74 2V4L76 5V7H79V6L81 7L82 5L85 6V7H84L85 11H84V9H80V8H76V7H75L76 10H79V9H80V12H81L82 10L84 11V13H81V17L79 16V13H77L78 11H77V12L75 11L76 13H74L75 17L77 18V22L79 21L80 18L83 19L82 21H81V19H80L81 24H80V22L78 23V24L80 25L81 28L83 27V24H84V22H85L86 20H87V22H88V19H87L88 16H89V15H92V14L94 13V15H93L92 17L89 16V18H91V19H93V17L95 16L94 19H93V21H91V19H89L90 22H88V23H90V24H86V22H85V24H86V25H91L90 27H92V29H93L94 26H96V25H97L98 27H99V25H100L99 28H101V29H102V27H104V28L106 29V26L108 25L107 28H108V30H109V28H111V25L114 24V25L116 26V23H117L116 21H119V18L121 17V15H122V19H123V18H126V16L123 17V16H124V15H123L124 13H126V12H127V13H130L129 15H128V14H125V15H128L129 17H130L131 14L133 15V13H131V12H133V11L135 10L134 8H136V7H135L136 5H134V4H136V3H137V4H140V3H142V1L144 2V0H141V2H140V1H137V2H136V1H134V0H129V1H126V0H125L126 3H124V4H125L126 6H124V5H122V6H123V7H126V8H125L126 10L129 8V9H128V10L130 11V12H129V11H126L123 7H122V8L119 7V6H121L120 4L122 3L121 0H120L121 3H120V1H119L118 3H120V4L117 5L116 7H113V5H115V2L118 1V0H115V1L112 0L114 3H113L112 1H110V0H108V1L112 2L113 5H111V6H110V3H107L108 1H107V2L105 1V2L107 3V5L110 6V9L108 8V9L105 10L104 6H107V5H104V6L102 7L103 4H106ZM154 1H156V0H153V1H151V2H154ZM158 1H159V0H158ZM161 1H162V0H160L159 3H161ZM166 1H167V4H168V5L171 4V3H170L171 0H170V2H168V0H166ZM182 1H183V0H182ZM213 1H214V0H213ZM12 2H13V1H12ZM32 2H33V3H36L37 1L33 0ZM41 2L43 3V2H45V0H44V1H41V0H40V3L38 2V4H41ZM47 2H48V1H47ZM101 2H100V3H101ZM123 2H124V0H123ZM129 2H130V3H129ZM139 2H140V3H139ZM145 2H146V0H145ZM217 2H218V1H217ZM222 2H223V1H222ZM0 3H1V0H0ZM30 3H31V2H30ZM45 3H46V2H45ZM64 3H65V2H64ZM67 3H66V4H67ZM116 3H117V2H116ZM118 3H117V4H118ZM132 3H133V4H132ZM148 3L150 4V0H148ZM162 3H164V2H162ZM2 4H5V2L1 3V5H2ZM21 4H19L18 6L22 8V6H23L24 4H23V5H21ZM28 4H29V3H28ZM28 4H27V5H28ZM62 4H63V3H62ZM66 4H65V5H66ZM74 4H73V6H70V4H68V5H69V8H70V7H74V6H75ZM84 4H85V5H84ZM96 4H99V5L94 6V5H96ZM122 4H123V3H122ZM128 4H129V5H128ZM143 4H144V5H145V4L148 5L147 2H146V3H143ZM152 4H154V3H152ZM155 4H156V3H155ZM8 5L6 4L5 7L7 8ZM20 5H21V6H20ZM27 5H24V8L29 7V6H27ZM29 5H32V6L35 5V6H36L37 4H29ZM60 5H61V4H60ZM87 5H88V7L90 6L91 8H88V7L86 8ZM100 5H101L102 10H99V12H98V8L100 7ZM159 5H160V4H159ZM165 5H166V4H165ZM168 5L165 6V8L168 7ZM175 5H176V4H175ZM41 6H42V5H41ZM41 6H40V7H41ZM46 6H47V4H46ZM46 6H44V7H46ZM83 6H82L81 8H83ZM93 6H94V8H95L94 11L91 10V9H93ZM98 6H99V7H98ZM127 6H128V8H127ZM130 6H134V7L131 8ZM149 6H150V5H149ZM149 6H148V8H146L147 6H144V7H145L146 9H149ZM154 6H155V5H154ZM176 6H177V5H176ZM0 7H1V6H0ZM36 7L39 8V6H36ZM36 7H35V8H36ZM52 7H53V6H52ZM61 7H62V6H60V8H61ZM65 7H66L67 9H69L67 6H65ZM107 7H108V6H107ZM141 7H142V6H141ZM151 7H152V6H151ZM160 7H161V6H160ZM162 7H164V5H163ZM162 7H161V9H159V8H158V9L161 11V10L163 9ZM24 8H23V9H24ZM29 8H30V7H29ZM32 8L34 9V7H32ZM57 8H59V6H58ZM96 8H97V10H96ZM103 8H104V9H103ZM138 8H140V6L137 7V9H138ZM165 8H164V9H165ZM173 8H174V9H173ZM173 8L170 9V6H169V8H166V9L169 10V13H172L170 10H172V9H173L172 11L177 10V9H175V6H174ZM181 8H182V7H181ZM2 9L5 10L4 6H3ZM2 9H1V12L3 11ZM7 9H9V8H7ZM11 9H12V8H11ZM15 9H16V8H15ZM48 9H49V8H48ZM50 9H51V8H50ZM64 9H65V8H64ZM73 9H74V8H73ZM99 9H100V8H99ZM130 9L133 10V11H131ZM140 9H142V11L140 10L141 13H140V16H139V15H138V16L141 17V18H143V16H144V19L147 20V21L144 20V22H145V21L147 22V23L145 22V25L149 24V22L152 20V18H151V20H149V19H148V18H149V17H148V14H147V18H145L146 15H143V16H142V14H144L143 11L146 10V9H144V8H140ZM150 9H153V8H150ZM164 9H163V10H164ZM46 10H47V9H46ZM61 10H62V9H61ZM69 10H70V12L72 11L71 8H70ZM69 10H68V11H69ZM11 11H13V10H11ZM11 11H10V12H11ZM16 11H18V9H17V10H14V14H13V15H16V16H17V15H18V16L20 15V16H22V13H19V12H22L21 9H20L19 12H17V14H15ZM26 11H28V8L26 9ZM30 11H31V10H30ZM54 11H55V10H54ZM58 11H59V10H58ZM73 11H74V10H73ZM91 11H92V12H91ZM135 11H136V10H135ZM135 11H134V13L137 14V12H135ZM148 11H149V10H148ZM148 11H146V13H150L151 10H150L149 12H148ZM154 11H155V10H154ZM156 11H157V10H156ZM164 11H166V10H164ZM253 11H254V9H253ZM253 11H252V12H253ZM1 12H0V14H1ZM24 12H25V11H23V13H24ZM28 12H29V11H28ZM28 12H26L25 17H24V15H23V18H26V17H27V13H28ZM51 12H52V10H51ZM166 12H167V11H166ZM175 12H176V11H175ZM255 12H256V11H255ZM255 12H254V13H255ZM18 13H19V14H18ZM30 13H31V12H29L28 14H30ZM63 13H67V12L64 10ZM138 13H139V12H138ZM146 13H145V14H146ZM158 13H159V12H158ZM158 13H157V17L159 16ZM173 13H174V12H173ZM173 13H172V14H173ZM181 13H182V12H181ZM10 14H11V13H10ZM51 14H53V13H51ZM51 14H49V17L51 16ZM54 14L57 15L58 13H55V12H54ZM67 14H68L69 16H71L69 13H67ZM72 14H73V13H72ZM77 14H78V15H77ZM82 14H83V15H82ZM136 14L133 15V16H134V19H133V20H135V17L139 18L138 16H135ZM151 14H152V13H151ZM154 14H155V13H154ZM160 14L163 15V12H160ZM164 14H165V13H164ZM172 14H167V13H166L165 15H168V16L170 15V16H171ZM259 14H260V13H259ZM65 15H66V14H65ZM76 15H77V16H76ZM175 15H176V14H175ZM254 15H255V14H254ZM256 15H257V14H256ZM263 15H264V14H263ZM263 15H262V16H263ZM0 16H1V15H0ZM20 16H19V17H20ZM28 16H29V15H28ZM58 16H59V15H57V18H56V20H55V23H57V19L59 18ZM78 16H79V18H78ZM98 16L101 17V19H100ZM152 16H153V15H150V17H152ZM168 16H167V17H168ZM260 16H261V14H260ZM260 16L258 15V17H260ZM55 17H56V16H55ZM62 17H63V16H62ZM66 17H67V16H66ZM75 17H73V18L75 19ZM97 17L99 18V22H101V20L104 19L106 22H107V20H108V21L110 20V21H111L110 23H112V24H110V26H109V23H108V22L106 23L104 20H103L104 23H103V21H102V22H101L102 24H100L99 22H98V23H99V24H98V23H96L97 21H95V20H97V19H96ZM155 17H156V16H155ZM155 17H154V18H155ZM163 17H164V16H163ZM167 17H166V19H167ZM185 17H186V16H185ZM50 18H51V17H50ZM70 18H72V16H71ZM131 18H132V16H131ZM131 18H130L129 20H132ZM137 18H136V20H138ZM141 18H140V19H141ZM161 18H162V17L160 16V19H161ZM172 18H173V17H172ZM261 18H263V17H261ZM51 19H52V18H51ZM51 19H48V20L50 21ZM53 19H55V18H53ZM53 19H52V21H54ZM140 19H139V20H140ZM155 19H156V20H155ZM155 19H154L155 21H151L152 24L150 23L149 25H153V23L155 22V23L157 24V26H159V25H160V20L158 19V20H159V23H157V18H155ZM166 19H165V21H164L163 19H161V23H162V21H164V23H165V22H166ZM182 19H184V18H182ZM63 20H64V19H61V18H60V21H63ZM69 20L72 21L71 19H69ZM123 20L126 21V24H125V21H123L125 25L123 24L122 26H125V28H126V25H127V26H130L129 24L131 23V21H130V23H129L128 18L123 19ZM127 20H128V22H127ZM133 20H132V21H133ZM136 20H135V21H136ZM139 20H138V21H139ZM148 20H149V22H148ZM255 20H256V19H255ZM49 21H48L49 26H51L50 23H52V22H49ZM66 21H67V20H66ZM83 21H84V22H83ZM94 21H95V22H94ZM120 21H121V20H120ZM120 21H119V23H120ZM135 21H134V22H135ZM138 21H137V22H138ZM140 21H141V20H140ZM140 21H139V24H138L137 26H142L141 23H140ZM256 21H257V20H256ZM259 21H260V20H259ZM75 22H76V20H75ZM75 22H74V24H75ZM77 22H76V23H77ZM82 22H83V23H82ZM93 22L96 23V25L91 24V23H93ZM113 22H115V23H113ZM137 22H136V23H137ZM141 22L144 24L143 21H141ZM186 22H187V21H186ZM48 23H47V24H48ZM61 23H62V22H61ZM69 23H70V22H69ZM105 23H106L107 25H106ZM119 23H117V24H119ZM127 23H128V24H127ZM132 23H133V22H132ZM164 23H163V24H164ZM184 23H185V22H184ZM57 24H59V23H57ZM85 24H84V25H85ZM134 24H135V23H134ZM134 24H133V25H134ZM158 24H159V25H158ZM182 24H183V22H182ZM253 24H254V23H253ZM53 25H56V24H53ZM65 25H68V22H67V24L65 23ZM70 25H71V24H70ZM72 25H73V23H72ZM75 25L77 26V24H75ZM81 25H82V26H81ZM102 25H103V26H102ZM105 25H106V26H105ZM183 25H184V24H183ZM261 25H262V23H261ZM56 26H57V25H56ZM56 26H55V27H56ZM76 26H74L75 29H73L74 31H76V33H75L74 31L71 30L70 26H67V27L65 26V28H64V25H63V28H62V26L59 25L58 29H57V30H54V31H58V33H60V36H61V34L64 33V36L62 35L61 38L66 37V36H67V33H65V32H67V31L70 30V31H69L70 33L68 34V37H67L68 40H64V39H66V38H64V39H63V43H62V42H60V43L58 42L59 40L62 41V39H60V38H59V35H57V36H58V40H57V38H56L57 43H55V44L58 45L57 47L59 48V50H56V49H58V48H57L56 46H53V42H54V41L51 42V40H53V38H52L53 36H51V38H50V36H46V37L44 36L45 38L48 37L47 39L50 38V39H49V40H50L49 42H48V41H45V40H44V42L52 43V44H47V45L50 47V48H48V47H47V48L49 49L48 52H50V53L53 52V53H52V54L47 53V54H50V55L48 56V55L44 52L45 54H44V53H43V54H44L45 56H46V55L48 56V57L45 58V61H44V62H40L39 60H38L39 62H37V58H39L38 56L36 57V59L31 60V62L34 61V62H33L34 64L32 63V65L28 66V68L31 69V67H32L33 65H35V66H33L34 69H31L30 72H27L26 74H23V72H22V74H20V75H18L19 73H18L17 75H15V74H16V73H15V74H14L15 77H10V78H6V79H5V78L1 77V73H2L3 70L0 69V78H1V79L3 78L5 81H4V80H2V81H3L4 83H6V85H2V83H1V87L3 86L2 89L7 90V85H9L8 83H10V82H8V81H11V80H10L11 78H12L14 81H13V82L11 81L12 84H10V85H13V83H14L15 86H16V85L18 86V84L21 83V85L19 86V88L21 87V88H20V92H23V91H22V88L25 90V88L22 87L23 84L26 83V84H25V87L28 88V87H30L31 85H33V82H34L35 79L38 80L39 77H40V80H42L41 78H43L44 76L46 77V79H45L46 81L44 80V78H43V80H42L41 82H40L39 80H38V81L35 80V81H36L35 84L37 83V84H36V89H37V88L42 89L43 87H44V88H46V87H50V86H52V85H50L51 83H52V84H53V83L56 84L57 82H59V79H62L60 82H63V81H64V83H67V84H68V82L72 79V78H69V76H68L69 73H70V71L73 70V71H71V72H80V71H78V70H79V69H83L82 67H83L84 65H85L84 67L86 68V69H85V72H86V71L89 72V70H87V68H88V69L90 68V71L93 73V71L96 69V67H95V68L93 67V71H92V65L95 66L99 61H97L96 64L93 63V62H91L92 65L90 64L89 61H91L92 59H96V60H98L97 57H98V55L100 54V50H101L100 48H102V49L104 50V52H105V50L107 51L108 45L110 46V44L112 43V42H109V43H108L107 41H110L111 38H112V40H114V38H113L114 35L111 37V35H112L111 33H112V32L110 33V32H108L107 30H101V29H100L99 31L97 30L99 33H96V31H95V35L98 36L99 34H101V35L103 34L102 37H101V35H100V37L102 38V41H99L97 36H96V38H97L96 40H98V41H96L95 38L93 39V37H95V36H93V35H92L93 37H90V36H91V35H90V36H89L90 38H88V35H89L90 33L87 34V32H89V28H90V27L87 26V27H88L87 31H85V29H84V30H83L84 33H82V34L80 33V35H78V37L80 36L81 42H82L84 39H85V42H87L86 40H88V39H89L88 41H90V40L92 41V39H93V41L95 40V41L93 42L94 45L92 46V49H91L90 47H89V49H88L89 44L92 45L91 42H90V43L88 42V46H86L87 43H86V45H85V42H83V43H81V42H80V43H78V42L74 43V42L76 41V40H75V35L78 34V33H77L78 30H76V29L79 28L78 26H77V28H76ZM101 26H102V27H101ZM120 26H121V23H120ZM120 26L117 25V28H119ZM131 26H132V25H131ZM134 26H136V24H135ZM160 26H161V25H160ZM160 26H159V27H160ZM246 26H247V25H244V27H241V28H244V30H245L246 32H248L247 34H250V33H249V31H250L249 26L251 27L252 25H248L247 28H248L249 30H248L247 28H245ZM254 26H255V25H254ZM257 26H258V25H257ZM263 26H264V25H263ZM263 26H262V27H263ZM46 27H48V26H46ZM55 27L52 26V28H55ZM142 27H144V26H142ZM154 27H155V28H158V27L155 26V24H154ZM162 27H163V25H162ZM230 27H231V26H230ZM252 27H253V26H252ZM252 27H251V28H252ZM262 27H261V28H262ZM52 28H51V29H52ZM59 28H61L62 31H60L61 29H59ZM81 28H79L80 32H81V30H82ZM83 28H86V26L83 27ZM96 28H97V27H96ZM104 28H103V29H104ZM117 28H116V29H117ZM120 28H122V27H120ZM123 28H124V27H123ZM145 28L148 29V25H147V27H145ZM145 28H144V29H145ZM255 28H256V27H255ZM46 29H49V28H46ZM65 29H66V31H63V30H65ZM92 29H91V30H92ZM94 29H95V28H94ZM94 29H93V32H94ZM113 29H114V28H113ZM127 29H128V28H127ZM134 29H135V28H134ZM137 29H138V28H137ZM140 29H141V28H140ZM163 29H164V28H163ZM229 29H230V28H229ZM256 29H257V28H256ZM259 29H260V28H259ZM151 30L153 31V27H151ZM155 30H156V29H155ZM160 30H162V29H160ZM230 30H231V29H230ZM247 30H248V31H247ZM261 30H262V29H260V31H261ZM71 31L73 32L74 35L71 34ZM111 31H112V29H111ZM143 31H144V30H143ZM232 31H233V30H232ZM240 31H241V30H240ZM255 31H256V30H255ZM263 31H264V30H263ZM263 31H261V32H263ZM48 32H49V35H50V33H51V35H52V31H50V29L48 30ZM85 32H86L87 36H86ZM162 32H163V31H162ZM229 32H230V31H229ZM250 32H251V31H250ZM253 32H254V31H253ZM54 33H56V32H53V34H54ZM113 33H114V32H113ZM163 33H164V37H165V32H163ZM169 33H170V32H169ZM234 33H235V32H234ZM258 33H259V32H258ZM13 34H14V33H13ZM15 34H17V33H15ZM65 34H66V35H65ZM92 34H93V33H92ZM251 34H252V33H251ZM46 35H47V33H46ZM84 35H85V37H87V38H85ZM161 35H162V34H161ZM254 35H255V37L252 36L251 39H252L253 37L256 38V35L258 36V34H255V33H254ZM260 35H261V34H260ZM263 35H264V34H263ZM11 36H12V35H11ZM13 36H14V35H13ZM103 36H104L105 39L103 38ZM115 36H116V35H115ZM261 36H262V35H261ZM261 36H260V37H261ZM17 37H19V36L17 35ZM54 37H56V34L54 35ZM78 37L76 36V39H77ZM81 37L84 38V39H82ZM161 37H163V36H161ZM237 37H238V36H237ZM247 37H248V36H247ZM3 38H4V40H6V39H5L6 37H2V39H3ZM7 38H8V37H7ZM10 38H12V37H10ZM10 38H9V39H10ZM15 38H16V37L14 36V40H11V39H10L11 41H9V39H8V41H7V40H6V41L9 42V43H10V42L12 43V41H15ZM42 38H43V37H42ZM238 38H239V37H238ZM261 38H264V36H262ZM261 38H259V39L261 40ZM17 39H18V38H17ZM73 39H74L75 41H73ZM99 39H100V38H99ZM106 39H108V40H106ZM109 39H110V40H109ZM239 39H240V38H239ZM249 39H250V37H249ZM259 39H258V40H259ZM0 40H1V39H0ZM4 40H2L1 42H4ZM19 40H20V38H19ZM42 40H43V39H41V41H42ZM54 40H55V38H54ZM56 40H55V42H56ZM240 40H241V39H240ZM6 41H5V42H6ZM64 41H65V42H64ZM78 41H80L79 38H78ZM115 41H116V40H115ZM249 41H250V40H249ZM252 41L255 42L254 39H252ZM252 41H250V43H251ZM261 41H264V40L262 39ZM261 41H260V42H261ZM101 42H103V43H101ZM9 43H6V44H8V45H6L7 48H6V46H4L5 44L3 45V43H0V45H1V44L3 45L2 48L4 47L3 49L1 48V51L3 50V51L1 52L2 55H3V57L0 58V61H1V65H2V63H4V61H5L4 65H3L2 67L5 66L6 68H7L8 66L11 65V61H12L13 58H14V57H13L14 55H13L12 57L9 58V59H11V61L8 60V61H9V65L7 66L6 64H8V63H7V61H6L5 59H8V56H7V55H9V52L11 51V50H9V49L11 48V44H9ZM15 43L17 44V40L15 41ZM15 43H13V45H15ZM18 43H19V42H18ZM25 43H27V42L24 41V43L22 42V43H21L20 45H18V46H22V44H23V46H24ZM58 43L61 45V47H59L60 45H59ZM107 43H108V45H107ZM27 44H28V43H27ZM55 44H54V45H55ZM249 45H251V44H249ZM8 46H9V47H8ZM111 46H112V44H111ZM111 46H110V48H111ZM14 47H15V46H14ZM53 47L56 48V49H55L56 51H53V50H52V52H51L50 49H52ZM247 47H248V46L246 45L245 48H247ZM8 48H9V49H8ZM15 48L17 49V45H16ZM26 48H29V49H30V48H31V49H35V48H32V46L29 47L28 45L26 46ZM60 48H61V51H60ZM83 48H85V49L87 48V49L84 51ZM263 48H264V47H263ZM4 49H5V50H4ZM7 49H8V50H7ZM12 49H13V46H12ZM16 49H15L16 52H15L14 50H12V51H14L13 53H16V54H17V50H16ZM21 49H22V48H21ZM31 49H30V51H31ZM48 49H47V50H48ZM66 49H67V50L69 51V53H70L69 56H70V61H71V63H69V64L72 65V64H78V63H80L79 65H80L81 67H79V66L77 65V66L79 67V68H77V66L75 67V66L73 65L75 68H74V67H71V68H70L71 70L69 71V67H67V66L65 65V64H66L65 62H67V61H65L64 58H66V57H64V55L62 54V52L64 53ZM82 49H83L84 52H82ZM97 49H98V51H97ZM6 50H7V51H6ZM18 50H19V53H20V49H19V48H18ZM23 50H24V49H23ZM23 50H22L21 52H25V51H26V49H25V51H23ZM47 50H45V51L47 52ZM62 50H63V51H62ZM73 50H74V51H73ZM111 50H112V49H108V51L105 52V54L108 53V56H110V51H111ZM4 51H5V52H4ZM27 51L29 52L28 49H27ZM57 51H59V53H58V54H55ZM68 51H66V52H68ZM72 51H73V52H72ZM7 52H8V53H7ZM28 52H26V54H29ZM54 52H55V53H54ZM60 52H61V53H60ZM66 52H65V53H66ZM71 52H72V53H71ZM95 52H96L97 55L95 54ZM98 52H99V53H98ZM101 52H102V50H101ZM1 53H0V55H1ZM5 53H6V54H5ZM13 53H12V54H13ZM65 53H64V54H65ZM69 53H68V54H69ZM208 53H209V49H208ZM262 53H263V52H262ZM12 54H11V55H12ZM60 54H61V55H60ZM68 54H66V56H67ZM101 54H104V53H101ZM263 54H264V53H263ZM4 55H5V56H4ZM44 55H42L43 58H44ZM54 55H55V57H54ZM57 55H58V56H57ZM62 55H63V57H61V59H59L60 56H62ZM42 56H41V57H42ZM93 56H94L95 58H94ZM96 56H97V57H96ZM106 56H107V55H106ZM106 56H105V57H106ZM113 56H114V55H113ZM213 56H215V55H213ZM242 56H243V58L245 57L244 55H241V57H242ZM262 56H263V55H262ZM0 57H1V56H0ZM6 57H7V58H6ZM58 57H59V58H58ZM92 57H93V58H92ZM215 57L219 58L218 56H215ZM3 58H4V59H3ZM67 58H69V57H67ZM208 58H209V57H208ZM212 58H213V57H212ZM217 58H214V60H212L211 62H215V61L217 60ZM247 58H248V57H246V58L244 59L243 63H242V61L240 60V62H241L242 64H241V63H238V65L235 66V67H233V69L230 68V66L232 67V65L230 64V66H229V70L226 71V72L229 71L228 73H226V72L223 73L224 70L222 71V69H221V66H222L221 64H223V66L225 67V65H224L225 62L223 63V60H225L226 58L223 59V60H221V59L219 58V59L222 61V62L220 61V62H221L220 65H221V66L219 65V66H220L219 69H218L219 72L215 71L214 73H215V74L218 73V75H217L218 78H219V76L221 75V71H222V73H223V74H222L223 76H224V74H226V75H225L224 77L221 75V77H220L221 79H219L220 81L217 80V81L221 82V83L218 82V86H219V84L222 85V83H223V85H225V87L228 88V87H227L228 85H226V84H227V82H229V84H232V85H230L229 88H231V87L234 88L233 84H234L235 82H233V80H230V79H234V78H235V79H237V80H236V82H237V81L239 80L238 77L240 76L241 73H242L243 76L246 75L247 77L252 78V76H249V75L251 74V72L248 71L249 67H247V66H249L250 61L246 60ZM263 58H264V57H263ZM1 59L3 60V62H2ZM39 59L41 60V58H39ZM55 59H56V60H55ZM57 59H58V60H57ZM241 59H242V58H241ZM59 60H61V61L59 62ZM68 60H69V59H68ZM209 60H210V59H208V61H209ZM228 60L230 61V59H228ZM242 60H243V59H242ZM250 60H252V59H250ZM92 61H93V60H92ZM188 61L190 62V60H188ZM226 61H227V60H226ZM247 61L249 62V64H248ZM35 62H37V63L35 64ZM95 62H96V61H95ZM218 62H219V61L217 60L216 64H215V63H214V64L211 63V64H212V65H217V66H218V64H219ZM217 63H218V64H217ZM261 63H262V62H261ZM82 64H83V65H82ZM206 64H207V63H206ZM208 64H209V63H208ZM251 64H252V63H251ZM259 64H260V63H259ZM263 64H264V63H263ZM263 64H262V65H263ZM71 65H70V66H71ZM90 65H91V66H90ZM187 65H188V64H187ZM228 65H229V64H228ZM228 65H227V66H228ZM11 66H12V65H11ZM88 66H90V67H88ZM96 66H97V65H96ZM101 66H102V65H101ZM255 66H256V65H255ZM5 67H4V68H5ZM65 67H67V69H68L66 72H65V70H66ZM99 67H100V66H99ZM99 67H97V68H99ZM211 67H212V66H211ZM252 67H253L252 69H251V67H250V69H251V71H252V74H255L256 71L254 72L253 69H256L257 66L254 68V66L252 65ZM4 68H3V69H4ZM73 68H74V69H73ZM76 68H77L78 70H77ZM213 68H214V66L212 67V72L216 69V68H214V69H213ZM227 68H228V67H226V69H227ZM259 68H260V66H259ZM259 68H257V70H259ZM75 69H76V70H75ZM224 69H225V68H224ZM226 69H225V70H226ZM230 69H231V70H230ZM250 69H249V70H250ZM5 70H6V69H5ZM32 70H33V71H32ZM158 70H159V69H158ZM26 71H29V70H28V69L25 70L24 73H25ZM101 71H102V70H101ZM130 71H131V70H130ZM132 71H133V70H132ZM91 72H89V73H91ZM95 72H96V73H94V74H97L98 71L95 70ZM127 72H128V70H127ZM156 72H159V71L156 70ZM156 72H155V73H156ZM216 72H217V73H216ZM253 72H254V73H253ZM260 72H261V74H262V72H264V70L262 69V71L260 70ZM92 73H91V74H92ZM155 73H153V74H155ZM208 73H209V72H208ZM219 73H220V74H219ZM243 73H247V74H249V75H247V74L244 75ZM77 74H78V73H77ZM91 74H90V75H91ZM215 74L212 73V75H215ZM237 74H238L239 76H238ZM72 75H73V73H72ZM88 75H89V74H88ZM98 75H99V74H98ZM101 75H102V74H101ZM134 75H135V73H134ZM134 75H133V77H132L131 72H130V76H131V78L133 79L131 83L134 84L133 86H138V83H137V85H136V82L134 81ZM150 75H151V79H152V80H150ZM150 75L148 76L149 79H147V80H146L147 76L145 77V79H144L145 81L141 79V81H142V83H143V86H141V87H145V83H146V86L149 85V82H150L151 84H150L149 86H151V87L153 88L152 91H153L154 94H155V92L158 91V89H161V88H159V86H161V85L163 86V84H162L163 81H161L163 78H162V79H161V78L159 79L160 76L157 74V75H158V79H159V80H158V79H155V78H157V77H155V78L152 77V73H151ZM155 75H156V74H155ZM157 75H156V76H157ZM255 75H256V74H255ZM258 75H259V73H258ZM263 75H264V73H263ZM263 75H262V76H263ZM3 76H4V74H3ZM153 76H154V75H153ZM237 76H238V77H237ZM4 77H5V76H4ZM55 77H56V78L58 77L59 79L57 78L58 80H56ZM71 77H72V76H71ZM75 77H77V75H76V76L74 75L73 78H75ZM206 77H207V76H206ZM209 77H210V76H209ZM236 77H237V78H236ZM247 77H246V79H248ZM260 77H261V76H260ZM260 77H259V78H260ZM47 78H49V79L47 80ZM241 78H242V76H241ZM243 78H245V77H243ZM253 78H254V77H253ZM262 78L264 79V76H263ZM1 79H0V80H1ZM8 79H9V80H8ZM50 79H51V80H50ZM69 79H70V80H69ZM86 79H88V78H86ZM89 79H90V78H89ZM136 79H137V78H136V76H135V80H136ZM211 79H212V76H211ZM211 79H210V80H211ZM213 79L216 80V76H215ZM235 79H234V81H235ZM246 79H245V81H246ZM263 79H262V80H263ZM68 80H69V81H68ZM90 80H91V79H90ZM148 80H149V81H148ZM201 80H202V79H201ZM206 80H207V78H206ZM210 80H209V81H210ZM215 80H213V81L215 82ZM228 80H229V81H228ZM250 80H251V79H250ZM254 80H255V79H254ZM259 80L261 81V79H259ZM6 81H7V82H6ZM48 81H51L50 84H49ZM65 81H66V82H65ZM136 81L139 82V79L136 80ZM157 81H158V83H157ZM159 81H161L162 83L159 84ZM199 81H200V80H199ZM202 81H203V80H202ZM202 81H201V82H202ZM209 81H208V82H209ZM213 81L211 80V82H213ZM225 81H226V83H224ZM242 81H243V79H242ZM252 81H253V80H252ZM255 81H256V80H255ZM22 82H23V83H22ZM24 82H25V83H24ZM42 82H43V83L45 82V83L43 84ZM46 82H48V83H46ZM86 82H87V83H91V82H89V81H86ZM134 82H135V83H134ZM144 82H145V83H144ZM204 82H205V81H204ZM239 82H240V81H239ZM239 82H238V83H239ZM261 82H262V81H261ZM263 82H264V81H263ZM15 83H16V84H15ZM38 83H40L41 85H39ZM92 83H93V82H92ZM131 83H130V85H131V87H132V84H131ZM147 83H148V84H147ZM199 83H200V82H199ZM215 83H217V82H215ZM251 83H252V82H251ZM256 83L258 84V82H256ZM46 84H48V86H46ZM71 84H72V81L70 82V85H71ZM83 84H84V83H83ZM203 84H204V83H203ZM205 84H206V83H205ZM211 84H212V83H211ZM28 85H30V86H28ZM38 85L41 86V88H40ZM43 85H45V86H43ZM68 85H69V84H68ZM86 85H87V84H86ZM140 85H142V84H139V86H140ZM198 85H199V84H198ZM200 85H201V83H200ZM223 85H222L221 87H224ZM238 85H239V84H238ZM261 85H262V84H261ZM4 86H5V87H4ZM63 86H64V85H63ZM84 86H85V84H84ZM89 86H90V84H89ZM139 86H138V87H139ZM149 86H148V87H149ZM155 86H156L158 89L156 88V90H155V89H154ZM211 86L213 87V85H211ZM214 86L216 87L217 84L214 85ZM235 86H236V85H235ZM241 86H243V85H241ZM33 87L35 88V86H33ZM85 87L87 88V86H85ZM103 87H104V85H103ZM106 87H107V86H106ZM138 87H135V88L137 89ZM148 87H146V90H149V89H150V88H148ZM203 87H204V86H203ZM203 87H202V88H203ZM207 87H209V85H207ZM207 87H206V88H207ZM243 87H244V86H243ZM254 87H255V84H254ZM27 88H26L25 92L28 91V93H29L30 91H29ZM94 88H95V87H94ZM101 88H102V87H101ZM129 88H130V87H129ZM135 88L132 87L130 90L135 89ZM147 88H148V89H147ZM167 88H168V87H167ZM206 88H205V89H206ZM213 88H214V87H213ZM217 88L220 89V87H217ZM237 88H240V87L237 86ZM237 88H236V90H237ZM247 88H248V87H247ZM249 88H250V87H249ZM256 88H257V85H256ZM260 88H262V87H260ZM39 89H37V90L35 91V90H33V89L30 87V90H33V97H34V93H35V92H37V93L39 92V91H38ZM48 89H49V88H48ZM90 89H92V87H90ZM90 89H89V90H90ZM96 89H97V88H96ZM102 89H103V88H102ZM141 89H142V88H141ZM196 89H197V88H196ZM205 89H204V90H205ZM215 89H216V88H215ZM224 89H225V88H224ZM245 89H246V88H245ZM250 89H251V88H250ZM257 89H258V88H257ZM263 89H264V87H263ZM67 90H68V89H67ZM86 90H87V89H86ZM100 90H101V89H100ZM142 90H144V88H143ZM142 90H140V87H139V90H138L139 94H137L138 92L136 93V90H132V91H131V95L128 94L129 96H127V97H129V98H130V97H132V98H131L130 100H128V101L131 102V100L134 98V100H133L134 103L137 102V103H135V105H136V106H137V105L141 106L140 104L142 103V101L145 100V99H144V100L142 99V98H143V94L141 93ZM146 90H145V91H146ZM202 90H203V89H202ZM227 90H230V89H227ZM233 90H234V89H233ZM238 90L241 91L242 89H238ZM243 90H244V89H243ZM252 90H254V89H252ZM91 91L94 93V89L91 90ZM102 91H104V90H102ZM109 91H111V89L108 90V92H109ZM128 91H129V90H128ZM133 91H135V92H133ZM145 91H143V92H145ZM150 91H151V89H150ZM152 91H151V92H152ZM159 91H160V90H159ZM205 91H206V90H205ZM208 91H209V90H208ZM219 91H220V90H219ZM225 91H226V90H225ZM225 91H224V92H225ZM255 91H258V90L255 89ZM255 91H254V92H255ZM0 92H1V91H0ZM3 92H5V91L3 90ZM3 92H1L0 97H2V96L4 97V95H2ZM20 92H19V93H20ZM31 92H32V91H31ZM66 92H68V91H66ZM86 92H87V91H86ZM148 92H149V91H148ZM193 92H194V91H193ZM200 92H201V91H200ZM212 92H213V94H214V91H213V90H212ZM212 92H211V93H212ZM228 92H229V91H227L226 94H228ZM230 92H231V91H230ZM244 92H245V91H244ZM250 92H251V91H250ZM260 92L262 93L261 90H260ZM28 93L26 94V97H28V96L30 97V94H31V93H30V94H28ZM37 93H36V94H37ZM99 93H101V92L99 91ZM104 93H106V91H105ZM123 93H124V92H123ZM127 93H129V92H127ZM133 93H135L136 98H138V99L135 98V95H133L134 97L132 96ZM198 93H199V92H198V89H197V93H196V95H197ZM203 93H204V92H203ZM206 93H208V92H206ZM211 93L209 92V94H211ZM220 93H221L220 95H222V92H220ZM231 93H232V92H231ZM233 93H234V92H233ZM233 93H232V94H233ZM235 93H236V92H235ZM237 93H238V92H237ZM237 93H236V94H237ZM241 93H243V91H241ZM245 93H247V92H245ZM21 94L23 95L24 92L21 93ZM36 94H35V95H36ZM91 94H92V93H91ZM110 94L112 95V93H110ZM140 94L142 95V98H141V96H138V95H140ZM156 94H158V93H156ZM201 94H202V92H201ZM218 94H219V93H217L216 95L218 96ZM252 94L254 95L253 92H252ZM27 95H28V96H27ZM111 95H110V96H111ZM121 95H122V97H121ZM121 95H120V98L123 99V97H124L123 95L126 96L127 94H121ZM144 95H146V93H145ZM148 95H149V94H148ZM150 95H152V94H150ZM150 95H149V96H150ZM192 95H194V93H193ZM238 95H240V92L237 94V96H238ZM241 95H242V94H241ZM241 95H240V98H241V99H240L239 97L237 98V96H236L235 94L232 95V96L235 97V98H234V97L232 98V101H235V102H233V103H236V101L239 99L238 104L241 106V107H240L237 103H236V104H237L238 107H240V108L236 107V106H237L236 104L231 105L230 107H232V109L237 108V109H235L234 112H236V110H237V111L245 110V108H242L243 105H242L241 103H243V100H245L246 97H245V98L243 97V98H244V99H243ZM23 96H25V94H24ZM137 96H138V97H137ZM199 96H200V95H199ZM202 96H203V95H202ZM211 96H212V95H211ZM225 96H226V95H224L223 97H225ZM229 96H230V95H228V97H229ZM232 96H230V97H232ZM244 96H246V94H245ZM89 97H90V96H89ZM127 97H124V98L126 99ZM139 97H140V98H139ZM151 97H152V96H151ZM194 97H196V96H194ZM207 97H208V96H207ZM248 97H249V96H248ZM248 97H247V99H248ZM251 97H253V96L251 95ZM30 98H31V97H30ZM30 98H29V99H30ZM91 98H93V97L91 96ZM129 98H128V99H129ZM190 98H191V97H190ZM217 98H218V97H217ZM226 98H227V96H226ZM226 98H225V99H226ZM94 99H95V98H93V100H94ZM99 99H100V98H98V100H99ZM102 99H103V98H102ZM115 99H116V94H115ZM139 99H140V100H139ZM141 99H142V100H141ZM234 99H237V100H234ZM242 99H243V100H242ZM31 100H32V98H31ZM33 100H34V99H33ZM89 100H90V99H89ZM136 100H137V101H136ZM154 100H155V98H154ZM199 100H201V99H199ZM204 100H205V99H204ZM221 100H222V99H221ZM223 100H224V99H223ZM226 100H227V99H226ZM230 100H231V99H230ZM240 100H241L242 102H240ZM87 101H88V100H87ZM107 101H108V100H106V102H107ZM112 101H114V100H112ZM118 101H119V100H118ZM138 101H139V103H138ZM145 101H146V100H145ZM145 101H144V102H145ZM192 101H193V100H192ZM202 101H203V97H202ZM245 101H246V100H245ZM109 102H110V100H109ZM119 102H120V101H119ZM124 102H125V100H124ZM144 102L142 103L143 106H144ZM146 102H147V101H146ZM148 102H149V101H148ZM150 102H152V101H150ZM160 102H161V101H160ZM203 102H204V101H203ZM214 102H215V101H214ZM246 102H247V101H246ZM88 103H89V102H88ZM99 103H100V102H99ZM107 103H108V102H107ZM112 103H113V102H112ZM112 103H111V104H112ZM132 103H133V102H132ZM190 103H191V102H190ZM216 103H217V102H216ZM228 103H229V102H228ZM231 103H232V102H231ZM233 103H232V104H233ZM113 104H114V103H113ZM113 104H112V105H113ZM147 104L150 105L151 103H150V104L147 103ZM147 104H146V105H147ZM153 104H154V103H153ZM161 104H162V103H160V105H161ZM185 104H186V103H185ZM202 104H204V103H202ZM148 105H147V106H148ZM196 105H197V104H196ZM200 105H201V104H200ZM200 105H199V106H200ZM215 105H216V104H215ZM102 106H104V108H105V105H102ZM116 106H117V105H116ZM147 106H146V107H147ZM202 106H203V105H202ZM221 106H222V105H221ZM234 106H235V107H234ZM247 106H248V105H247ZM192 107H193V106H192ZM203 107H204V106H203ZM110 108H111V107H110ZM130 108H132V107H130ZM136 108H137V107H136ZM149 108H150V107H149ZM149 108H148V109H149ZM159 108H160V107H159ZM167 108H168V107H167ZM187 108H188V105H187ZM198 108H199V107H198ZM226 108H228V107H226ZM140 109H141V108H140ZM148 109H147V110H148ZM240 109H241V110H240ZM257 109H258V108H257ZM102 110H103V109H102ZM102 110H101V111H102ZM109 110H110V109H109ZM132 110H133L134 113L137 111V110L135 111L134 109H132ZM183 110H184V109H182V111H183ZM200 110H201V109H200ZM210 110H211V109H210ZM246 110H247V109H246ZM246 110H245V111H246ZM106 111H107V108H106ZM110 111H111V110H110ZM130 111H131V109H129V112H130ZM141 111H143V110H141ZM179 111H180V110H179ZM182 111H181V112H182ZM213 111H214V110H213ZM252 111H254V109H253V110L251 109V112H252ZM258 111H259V110H258ZM115 112H116V110H115ZM145 112H146V111H144V113H145ZM171 112H172V111H171ZM190 112H191V111H190ZM190 112H189V113H190ZM197 112H199V110H197ZM197 112H196V113H197ZM243 112H244V111H243ZM255 112H256V111H255ZM100 113L102 114V112H100ZM103 113H106V114H107L106 116H108V117L110 116V114L108 115L109 112H103ZM113 113H114V112H113ZM113 113H112V114H113ZM150 113H151V112H150ZM222 113H223V112H222ZM114 114H115V113H114ZM121 114L123 115V112H121ZM126 114H127V113H126ZM132 114H133V113H132ZM160 114H161V113H160ZM162 114H163V112H162ZM184 114H185V113H184ZM199 114H200V113H199ZM240 114H241V113H240ZM256 114H257V113H256ZM261 114H262V113H261ZM115 115H116V114H115ZM115 115H114V117H115ZM136 115H137V114H136ZM172 115H173V114H172ZM174 115H175V113H174ZM174 115H173V116H174ZM185 115H186V114H185ZM188 115H189V114H188ZM214 115H216V114H214ZM237 115H238V114H237ZM249 115H251V114H249ZM112 116H113V115H112ZM131 116H132V119H131V121H132V120H134V119H133V116H134V115H131ZM131 116H130V117H131ZM145 116L147 117L146 114H145ZM160 116H161V115H160ZM170 116H171V114H170ZM191 116H192V115H191ZM116 117H117V116H116ZM130 117H129V118H130ZM146 117H145V118H146ZM171 117H172V116H171ZM181 117H182V116H181ZM219 117H220V115H219ZM219 117H218V119H219ZM251 117H252V116H251ZM253 117H254V116H253ZM253 117H252V118H253ZM105 118H106V117H105ZM112 118H113V117H112ZM138 118H139V117H138ZM174 118H175V117H174ZM220 118H221V117H220ZM252 118H251V119H252ZM254 118H255V117H254ZM254 118H253V119H254ZM113 119H114V118H113ZM113 119H112V120H113ZM147 119H148V118H147ZM160 119H161V118H160ZM196 119H197V118H196ZM207 119H208V118H207ZM251 119H250V120H251ZM101 120H102V119H101ZM101 120H100V121H101ZM104 120H105V119H104ZM107 120L109 121L108 118H107ZM112 120H111V121H112ZM151 120H152V119H151ZM169 120H170V119H169ZM177 120H178V119H177ZM191 120H192V119H191ZM191 120H190V121H191ZM194 120H195V119H194ZM203 120H204V119H203ZM2 121H3V120H2ZM100 121H98V123H99ZM102 121H103V120H102ZM119 121H120V124H121L120 126H122V128H124V124L122 125V120L119 119ZM140 121H141V120H140ZM159 121H160V120H159ZM180 121H181V120H180ZM208 121H209V120H208ZM262 121H263V120H262ZM113 122H114V121H113ZM116 122H118V121H116ZM125 122H126V121H125ZM125 122H123V123H125ZM134 122H135V120H134ZM146 122H147V121H146ZM161 122H162V121H161ZM206 122H207V121H206ZM252 122H253V121H251V124H252ZM7 123H8V122H7ZM7 123H6V121L4 120V123H3V124H7ZM96 123H97V122H96ZM96 123H95V124H96ZM130 123H131V122H130ZM155 123H156V122H155ZM158 123H159V122H158ZM163 123H164V122H163ZM179 123H180V122H179ZM212 123H213V122H212ZM241 123H242V122H241ZM3 124H2V125H3ZM87 124H88V123H87ZM95 124H91V126L94 125V127H95ZM105 124H106V123H105ZM118 124H119V123H117L116 125H118ZM126 124H128V123H126ZM144 124H145V123H144ZM147 124H150V123H147ZM242 124H243V123H242ZM0 125H1V123H0ZM111 125H112V123H111ZM116 125H115V127H113V129L116 128ZM128 125H130V124H128ZM133 125H134V124H133ZM137 125H138V124H137ZM139 125H140V124H139ZM209 125H210V124H209ZM261 125H262V124H261ZM27 126H28V125H27ZM100 126H101V125H100ZM262 126H263V125H262ZM97 127H98V126H97ZM97 127H96V128H97ZM106 127H107V126H106ZM106 127H105V128H106ZM133 127H134V126H133ZM133 127H132V128H133ZM167 127H168V126H167ZM177 127H178V126H177ZM241 127H242V125H241ZM21 128H22V127H21ZM24 128H25V127H24ZM87 128H88V127H87ZM90 128H91V131H92L91 133H93V131L95 130V128H94V130H92L93 127H90ZM102 128H104V127H102ZM117 128H119V127H117ZM117 128H116V129H117ZM122 128H121V129H122ZM126 128H127V127H126ZM130 128H131V126H130ZM132 128H131V129H132ZM144 128H145V127H144ZM151 128H152V127H151ZM161 128H162V127H161ZM204 128H205V127H204ZM206 128H207V127H206ZM2 129H3V127L0 128V132H2V131H1ZM11 129L13 130L14 128H11ZM11 129H8V130L11 131ZM88 129H89V128H88ZM127 129H128V128H127ZM157 129H158V128H157ZM179 129H180V128H179ZM181 129H182V128H181ZM260 129H261V128H260ZM4 130H5V129H4ZM17 130H21V131H22V129H17ZM103 130H104V129H103ZM149 130H150V129H149ZM160 130H161V129H160ZM170 130H171V129H170ZM183 130H185V129H183ZM186 130H187V129H186ZM202 130H204V129L202 128ZM205 130L207 131V129H205ZM255 130H256V129H255ZM257 130H258V128H257ZM262 130H264V128H262ZM6 131H7V130H6ZM13 131H14V130H13ZM13 131H11V132H12L13 135L15 136V131H16V130H15L14 132H13ZM24 131H25V130H24ZM84 131H86L85 128H84ZM84 131H83V132H84ZM96 131H97V130H96ZM99 131H100V130H99ZM101 131H102V130H101ZM133 131H135V130H133ZM166 131H167V130H166ZM180 131H181V130H180ZM180 131H179V132H180ZM206 131H205V132H206ZM3 132H4V131H3ZM3 132L1 133V139H2V136H3L4 138H5L6 135L9 136V132H8V133H7V132H4V133H6V134H4ZM89 132H90V131H89ZM97 132H98V131H97ZM97 132H96V133H97ZM127 132H128V131H127ZM127 132H126V133H127ZM154 132H155V131H154ZM156 132H157V131H156ZM161 132H162V131H161ZM200 132H201V131H200ZM205 132H204L203 136L205 135ZM207 132H209V131H207ZM251 132H253V131H251ZM261 132H262V131H261ZM16 133H17V131H16ZM120 133H121V131H120ZM120 133H119V134H120ZM124 133H125V132H124ZM129 133H130V132H129ZM131 133H132V132H131ZM236 133H237V132H236ZM253 133H254V132H253ZM256 133H257V132H256ZM263 133H264V132H263ZM21 134H22V133H21ZM84 134H85V133H84ZM162 134H163V133H162ZM206 134H207V133H206ZM248 134H249V133H248ZM257 134H259V133H257ZM257 134H256V135H257ZM4 135H5V136H4ZM18 135H19V132H18ZM23 135H24V134H23ZM99 135H100V134H99ZM169 135H170V133H169ZM207 135H211V134L209 133V134H207ZM207 135L204 136V137L206 138V140L208 139V138H207ZM235 135H237V134H235ZM19 136H20V135H19ZM124 136H125V135H124ZM166 136H167V135H166ZM174 136H175V135H174ZM181 136H183V135H181ZM261 136H262V138H263L264 135H262V133H261L260 135H258V136H254V135H253V137L250 138V140H251V139L253 140V143H252V141H250L251 143L249 142V144H250L249 146H251V148H253V146H254L253 149H255V150L252 149L251 151H253L252 153L254 154V156L257 155L256 159H258V160L260 161V163H261V162H264V152H263V154H262V149H263V151H264V145H263V147H261V148H260V145H259V144H261V143H259V142L261 141ZM16 137L18 138L17 135H16ZM16 137H15V139H16ZM89 137H90V135H89ZM91 137H93V136H91ZM161 137H162V136H161ZM172 137H173V135H172ZM208 137H209V136H208ZM255 137H256V138H255ZM259 137H260V138H259ZM87 138H88V137H87ZM177 138H178V136H177ZM234 138H235V136H234ZM239 138H240V137H239ZM245 138H246V137H245ZM258 138H259L260 140H259ZM10 139H11V137H10ZM10 139L7 138L8 142H10L9 144L11 145L12 140H13V142H14L15 140L12 138L11 141H9ZM168 139H169V138H168ZM210 139H212V138H210ZM236 139H237V138H236ZM246 139H247V138H246ZM3 140H4V139H3ZM7 140H5V141H6V143L8 144ZM152 140H153V139H152ZM158 140H159V139H158ZM239 140H240V139H239ZM258 140H259V141H258ZM5 141H2V144H0V145H5ZM175 141H176V140H175ZM175 141H174V142H175ZM209 141H210V140H209ZM242 141H243V137H242ZM245 141H246V140H245ZM247 141H248V140H247ZM257 141H258V142H257ZM210 142H211V141H210ZM161 143H162V142H161ZM235 143H236V142H235ZM244 143H245V142H244ZM256 143H259V144H257V145L259 146V148L257 147V145H256V146L254 145V144H256ZM246 144H247V142H246ZM246 144H245V145H246ZM88 145H89V144H88ZM168 145H169V144H168ZM171 145H173V144H171ZM243 145H244V144H243ZM261 145H262V144H261ZM162 146H163V145H162ZM169 146H170V145H169ZM173 146H174V145H173ZM179 146H180V144H179ZM179 146H178V147H179ZM208 146H209V145H208ZM214 146H217V145H214ZM6 147H7V145H6ZM79 147H80V148H79ZM79 147H77V148H78L79 151H80V149L83 148V146L81 147V145H80ZM140 147H141V146H140ZM170 147H171V146H170ZM174 147H175V146H174ZM174 147H173V148H174ZM203 147H204V146H203ZM4 148H5V147H4ZM147 148H148V147H147ZM160 148H161V147H160ZM244 148H245V146H244ZM256 148H258V149H256ZM78 149H77V150H78ZM157 149H158V147H157ZM210 149H211V148H210ZM213 149H215V148H213ZM259 149H260V150H259ZM0 150L2 151V149H0ZM256 150H257V151H256ZM179 151H180V150H179ZM199 151H200V150H199ZM202 151H203V150H202ZM209 151H210V150H209ZM212 151H213V150H212ZM255 151H256V152H255ZM259 151H261V154H260ZM81 152H82V150H81ZM140 152H141V151H140ZM153 152H154V151H153ZM162 152H163V151H162ZM171 152H174V149H171ZM181 152H182V151H181ZM181 152H180V153H181ZM183 152H184V151H183ZM257 152H259V153H257ZM70 153H71V152H70ZM84 153H85V151H84ZM84 153H83V154H84ZM146 153H147V152H146ZM177 153H178V152H177ZM215 153H216V151H215ZM249 153H250V151H249ZM68 154H69V153H68ZM71 154H72V153H71ZM85 154H86V153H85ZM162 154H163V153H162ZM201 154H202V153H201ZM213 154H214V153H213ZM259 154H260V156L262 155V156H261V158H262L261 160H260V158H259V157H260ZM142 155H143V154H142ZM197 155H198V154H197ZM214 155H216V154H214ZM251 155H252V154H251ZM165 156H166V155H165ZM199 156H200V158H198V159H199L198 164H200L199 166H201V168L198 166V164L196 165V167L198 166V167L200 168V170H201V169H202V166L205 168V165L207 166L208 164H210V163H208L210 160H206L207 158L205 159V157H204V158L201 157L202 155H198V157H199ZM219 156H220V155H219ZM254 156H253V157H254ZM70 157H71V156H70ZM154 157H155V156H154ZM158 157H160V156H158ZM163 157H164V156H163ZM196 157H197V156H196ZM210 157H211V156H210ZM217 157H218V156H217ZM72 158H74V157L72 156ZM72 158H71V159H72ZM160 158H161V157H160ZM215 158H216V157H215ZM68 159H69V158H68ZM156 159H157V158H156ZM239 159H242V158H239ZM66 160H67V159H66ZM77 160H78V159H77ZM158 160H159V161H158ZM158 160H157V163H159L161 159H158ZM163 160H164V159H163ZM165 160H166V159H165ZM216 160H218V159L216 158ZM80 161H81V160H80ZM155 161H156V160H155ZM214 161H215V160H214ZM77 162H78V161H77ZM151 162H152V161H151ZM151 162H150V163H151ZM217 162H218V161H216V163H217ZM85 163H86V162H85ZM195 163H196V162H195ZM218 163H219V162H218ZM222 163H223V162H222ZM231 163H233V162H231ZM231 163H230V164H231ZM260 163H258V164H260ZM73 164H74V163H73ZM75 164H78V163H75ZM79 164H80V163H79ZM79 164H78V165H79ZM81 164H82V163H81ZM212 164H213V163H212ZM214 164H215V163H214ZM224 164H225V162H224ZM226 164H227V163H226ZM78 165H77V166H78ZM86 165H87V163H86ZM210 165H211V164H210ZM210 165H209V167L211 168ZM215 165H216V164H215ZM215 165H214V166H215ZM233 165H234V164H233ZM233 165H232V167H233ZM237 165L239 166V164H237ZM237 165H236V166H237ZM262 165H263V163H262ZM262 165L260 164V168H262ZM164 166H165V165H164ZM223 166H224V165H223ZM229 166H230V165H229ZM236 166H235V167H236ZM241 166H242V165H241ZM263 166H264V165H263ZM80 167H81V166H80ZM82 167H83V168L78 169V170H81V171H78L79 173L76 172V174L78 173V175H74V173H73L74 176L72 177V175L70 174L72 178H71V177L69 178L70 175L67 176V173H66V176H67V177H66V179H64V181H69L70 179H71V180H70V183H67V182L64 183V182H63L64 186H65L66 184H67V187H68V185L71 186V182H72V184L74 185V184L76 183L75 179L78 181L77 178H78V176H80L79 174H82V173L85 174V172L82 171V170H85V168H84V164L82 165ZM154 167H156V166H154ZM157 167H158V164H157ZM160 167H161V166H160ZM209 167L207 166V169H208ZM220 167H221V164H220ZM220 167H218V168H220ZM224 167L227 168L228 165H226V166H224ZM235 167H233L232 169H236V168H241L240 170H243V169H244V167L242 168V167H240V166H239V167H236V168H235ZM32 168H33V166H32ZM71 168H72V167H71ZM76 168H77V167H76ZM78 168H79V166H78ZM260 168H259V165H258V166H257V170H258V171L260 170L259 174H258L257 171H255V170H256V166H255V169H254V167H253L254 171L251 169L252 172H253V174L250 173L251 171L247 173V171H244V170H243L244 173H242V175H240V173H238V172H236V175H234L235 173H233V172H235V171H239V169L233 170V172H232V169H231V166H230V168H227V171H228L229 169H231V172H232V173H231L230 175H233V177H234V176H236V177L233 178V177L231 176L232 178H229V177H230V176H229V172H228V176H227V171H226V173H225V172H222V175H224L223 173L226 174L225 176H222V175L218 174V175H220V178L222 179V182H225V183H222L223 186H224L225 184L227 185L226 181L229 182V180H230V183H231V184L234 183L233 185H231L230 183H228V184H229V185H228L229 187L227 186L228 189H225L226 185H225V187H220V186L222 185V184H221V179H220V178H219V179H220V184H218V185L216 186V184L219 183V181H218L217 179H214V177L216 176V174H215V176H214V174H212V172H211L212 176H214V177H213V179L211 178L212 176L210 177V179H211L210 182L206 181L207 179H209V178L207 177L208 175H206L207 179L205 180V178H204L203 180L201 179L200 181H206V183L204 184V186H205L206 184H208L207 189H208V188H210L209 190H212V189H213V190H212V193H213V194L211 193L212 195H216V194H215L216 192H217V194H219L220 192L224 191L223 193H224L225 197H224V195L221 196V197H220V196L217 197L218 195H216L217 199H215V198H216L215 196H213V197H212V195L209 196L210 193L208 194V192H211V191H207L206 187H205V190H203L204 187L200 185V184L203 185V182H198V181H199V178H201L204 174H203V173H200V175H201V174H203V175H202L201 177L198 176V178H196V176H195V180L198 179L196 182L193 181V183H189V182H190V181H189V182H187V184H186L187 187L184 186V188H185V187L187 188V189H184L185 192H186L187 194L190 192V194H189V198H188V199L191 198V200H187V202H188V201H192V202H193V201H197V199H198V202H199V200H200L199 203L202 205V207H204L203 205H206V206H207V207H205V209H208V212L211 213V214H209V213H207V211H206L207 215L210 216V217H209V222L211 223V225H210V223L207 222L208 217L204 218V221H206L207 225H208V223H209L208 226L206 225L207 227L213 226L215 223H216V224H220V223H221V224L224 225L225 223L231 222V224H232V221H234V222L237 221V222H238L239 224H241V226H242V222H243V223H244V224H243V228H242L240 225H238V223H234V222H233V224H234V225L237 224V225H236L237 228H238V226L241 227V229L244 230L245 234H246V235L249 234L248 236H250V235H251V234H250V231H251L252 229H254V227L256 226L255 224H257L258 222H260V223H261V222L264 223V222H263V221H264V202H262V201H264V200H263V199H264V169H263L264 167L262 168L263 171H262ZM89 169H90V168H89ZM114 169H115V168H114ZM114 169H113V170H114ZM193 169H194V168H193ZM33 170H34V169H33ZM68 170H70V169H68ZM90 170H91V169H90ZM90 170H89V172H90ZM154 170H155V172H156L157 169L155 168ZM161 170H162V169H161ZM166 170H167V168H166ZM166 170L164 169L163 171H159V172H161L162 175H163L164 171H166ZM174 170H176V169H174ZM221 170H222V168H221ZM85 171H86V170H85ZM151 171H152V170H151ZM170 171H172V169H170ZM170 171H168V172H170ZM202 171H203V170H202ZM207 171H210V170H207ZM223 171H224V170H223ZM229 171H230V170H229ZM30 172H31V171H30ZM70 172H71V173H72V172H75V170H74V171H70ZM70 172L68 171V174H69ZM115 172H116V171H115ZM115 172H114V173H115ZM168 172H167V174H168ZM197 172H198V171H197ZM203 172H205V170H204ZM218 172H219V169H218ZM240 172H241V171H240ZM254 172H255V173L257 172V176H256V175L254 176V174H255ZM262 172H263V173H262ZM32 173H33V172H32ZM152 173H153V172H152ZM152 173H151V175H152ZM213 173H214V172H213ZM219 173H221V171H220ZM155 174H156V173H155ZM159 174H160V173H158V175H159ZM170 174H172V173H170ZM193 174H194V173H193ZM196 174H199V173H196ZM237 174H238V176H237ZM64 175H65V174H64ZM85 175H87V174H85ZM85 175H82L83 177H82V176L79 177V180H80V181L77 182V183H79V185H80V183H81V184L84 183V184H82V185H85V184L88 183V181L90 180V179H89L88 181L86 180V181L81 182V181H82V180H81L82 178H83V180H85V179H84V176H85ZM88 175H89V174H88ZM88 175H87V176H88ZM96 175H97V173H96ZM160 175H161V174H160ZM160 175H159V176H160ZM218 175H217V176H218ZM32 176H33V175H32ZM75 176H76V177H75ZM92 176H93V174H92ZM114 176H115V175H114ZM173 176H175V175H173ZM217 176H216V177H217ZM89 177H90V176H89ZM96 177H97V176H96ZM153 177H154V176H153ZM155 177H156V176H155ZM164 177H165V176H164ZM171 177H172V176H171ZM203 177H204V176H203ZM218 177H219V176H218ZM218 177H217V178H218ZM223 177H225V179H226L225 181H224V178H223ZM33 178H34V176H33ZM68 178H69V179H68ZM73 178H75V179H73ZM85 178H86V177H85ZM94 178H95V177H94ZM169 178H170V176H169ZM173 178H174V177H173ZM227 178H228L229 180H227ZM67 179H68V180H67ZM87 179H88V178H87ZM163 179H164V178H163ZM210 179H209V180H210ZM231 179L233 180V183H232V180H231ZM192 180H194V178H193ZM235 180H236V181H235ZM91 181H92V179H91L89 182L92 183ZM161 181H162V179H161ZM234 181H235L236 183H235ZM256 181H257V182H256ZM85 182H86V183H85ZM207 182H208V183H207ZM255 183H256V184H255ZM39 184H40V183H39ZM188 184H189V185H188ZM40 185H41V184H40ZM73 185H72V186H73ZM90 185H91V184H90ZM256 185H258V186H256ZM41 186H42V185H41ZM253 186H254V187H253ZM255 186H256V187H259L260 190H258L259 188L256 189ZM35 187H36V186H35ZM38 187H39V186H38ZM75 187H76V186H75ZM80 187H81V186H80ZM87 187H88V186H87ZM87 187H86V188H87ZM214 187H215V188H214ZM218 187H220V188H218ZM230 187H231V188H230ZM33 188H34V187H33ZM61 188H62V187H61ZM65 188H66V186H65ZM88 188H89V187H88ZM93 188H94V187H93ZM211 188H212V189H211ZM217 188H218L219 190H217ZM222 188H223V190H222ZM36 189H37V188H36ZM66 189H67V188H66ZM215 189H216V190H215ZM220 189H221L222 191H220ZM224 189H225V190H224ZM254 189L257 190V191H256L257 193L255 192ZM40 190H41V187H40ZM42 190H43V189H42ZM45 190H46V189H45ZM45 190H44V191H41L40 193H42V192H43V193H46ZM53 190L55 191V189H53ZM67 190H68V189H67ZM91 190H92V189H91ZM186 190H187V191H186ZM65 191H66V190H65ZM205 191H207L206 194H208V195L205 194ZM214 191H215V193H214ZM219 191H220V192H219ZM259 191H260V193H258ZM78 192H80V191H78ZM89 192H91V191L89 190ZM203 192H204V194H203ZM247 192H248L249 194H248ZM94 193H95V191H94ZM225 193H226V194L228 193V195L226 196ZM261 193H262V194H261ZM89 194H90V193H89ZM220 194H221V193H220ZM246 194H247L248 196H247ZM259 194H260V195H259ZM51 195L53 196L52 193H51ZM57 195H59V194H57ZM76 195H77V194H76ZM90 195H92V194H90ZM90 195H88L89 198H90ZM204 195H206V196H204ZM42 196H43V195H42ZM48 196H49V195H48ZM52 196H50V198H51ZM186 196H187V195H186ZM207 196L211 197L212 199L215 197V198L213 199L214 201H211V199H210L209 197H207ZM46 197H47V196H46ZM53 197H54V196H53ZM53 197H52V198H53ZM56 197H57V196L55 195L54 198H56ZM202 197H203V198L206 197L205 199H210L209 201H211V203H209V201L207 202V203H209V207H210V208L208 207V204H206V203L204 204V203H203V202H204V199H202ZM244 197H245V198H244ZM247 197H249V198H247ZM257 197H258V198H257ZM44 198H45V197H44ZM52 198H51V199H52ZM91 198H92V197H91ZM91 198H90V199H91ZM137 198H138V197H137ZM139 198H140V197H139ZM243 198H244L245 200H244ZM57 199H58V198H57ZM92 199H94V198H92ZM134 199H135V198H134ZM80 200H81V198H80ZM94 200H95V199H94ZM169 200H170V199H169ZM201 200H202L203 202H202ZM240 200H241V202H242V200L245 201V204H246V201H247V204L245 205L244 202H242V203H243V204H242V203L240 202ZM57 201H58V200H57ZM82 201H84V200L82 199ZM82 201H81V202H82ZM87 201H88V200H87ZM89 201H90V200H89ZM205 201H207V200H205ZM255 201H258L259 204H258L257 202H255ZM43 202H44V201H43ZM84 202H86V200H85ZM138 202H140V201H138ZM138 202H137V203H138ZM176 202H177V201H176ZM212 202H213V204H212ZM248 202H249V203H248ZM250 202H251V205H252V203H253V207H254V208L250 205ZM47 203H48V202H47ZM129 203H130V202H129ZM132 203H133V201H132ZM189 203H190V202H189ZM194 203H195V202H194ZM255 203H256V205H255ZM37 204H38V203H37ZM39 204H40V203H39ZM50 204H51V203H50ZM50 204H49V205H50ZM58 204H59V203H58ZM61 204H62V203H61ZM83 204H84V203H83ZM90 204L92 205L91 201H90L89 203H87V204L85 203L84 205H85V206H86V205H87V206H88V205L90 206ZM190 204H191V203H190ZM190 204H189V205H190ZM197 204H198V203H196L195 205H194V204H191V205L194 206V208H196V207L198 206L199 209H200V208H201V205H197ZM210 204H212V205H210ZM248 204L252 207L251 209L249 208L250 206H249ZM257 204H258V205H257ZM40 205H42V204H40ZM49 205H48V206H49ZM80 205H81V203H80ZM176 205H180V204H179V203H176ZM189 205H188V206H189ZM243 205H245L246 208H247V205H248V208H249V210H247V211H249V212H247L246 215H244V214L246 213V211H245L246 209H244L245 206L243 207ZM254 205H255V206H254ZM37 206H38V205H37ZM89 206H88V207H89ZM129 206H130V205H129ZM171 206H172V205H171ZM211 206H213V210H212V207H211ZM80 207H83V208H84L83 205H81ZM88 207H87V208H88ZM91 207H92V206H91ZM93 207H94V206H93ZM93 207H92V208H93ZM140 207H141V206H140ZM174 207H175V204H174ZM179 207H180V206H179ZM184 207H185V206H184ZM184 207H183V208H184ZM35 208H36V207H35ZM83 208H82V209H83ZM141 208H142V207H141ZM176 208H177V206H176ZM183 208H180V213H181V210H182ZM194 208H192V209H194ZM36 209H37V208H36ZM38 209H39V208H38ZM205 209H204V210H205ZM210 209L212 210V212L209 211ZM41 210H42V209H41ZM80 210H81V209H80ZM129 210H130V209H129ZM135 210H136V207H135ZM135 210H133V211L135 212ZM139 210H140L139 214L141 215V210H142V209H139ZM139 210H138V211H139ZM184 210H185V209H184ZM201 210H202V209H200V212H201ZM251 210H253V211H252L253 214L251 213ZM91 211H92V210H91ZM91 211H90V212H91ZM133 211L130 210V214H129V216H131V222H132L133 219H134L135 221H138V222H139V221H140V217L143 218L142 215H144V214H145L144 216H146V217H144V219H145V218H146V219L149 218L148 220H152V218H150V217H153L154 222H156V217H157L156 214H157V212H156L155 210H154V211L156 212V214L154 213L153 215H156V216H153V215L151 216V215H147L146 213H144V214H142L141 216L139 215V220H136V219L138 218V217H137L138 214H137V216H136V213H134ZM142 211H143V210H142ZM144 211H145V210H144ZM158 211H159V210H158ZM196 211H197V210H196ZM81 212H82V210H81ZM81 212H79V213H80V214H83V213H81ZM87 212H88V211H87ZM200 212H199V213H200ZM204 212H205V211H204ZM36 213H37V212H36ZM45 213H46V212H45ZM76 213H77V212H76ZM79 213H78V214H79ZM128 213H129V211H127V216H128ZM137 213H138V212H137ZM161 213H162V212H161ZM176 213H177V212H176ZM180 213H179V214H180ZM249 213H250V215H248ZM78 214H76V218H77V219H79L78 216H77ZM85 214H86V213H85ZM158 214H159V213H158ZM182 214H183V213H181V215H182ZM190 214H191V213H190ZM251 214L253 215L254 220H251V219H252V218H251V219H249V221H248V218H249V217H252ZM86 215H87V214H86ZM92 215H93V214H92ZM159 215H160V214H159ZM191 215H192V214H191ZM191 215H190V216H191ZM195 215L198 216L197 212H196ZM203 215H206V214H203ZM207 215H206V216H207ZM98 216H99V215H98ZM185 216H186V214H185ZM188 216H189V215H188ZM79 217H80V215H79ZM83 217H84V216H83ZM83 217H81L80 219H83ZM88 217H89V216H88ZM136 217H137V218H136ZM159 217H160V216H159ZM159 217H158V218H159ZM178 217H179V215L177 216V221H179L178 219H179V218L181 219L183 216H181V217H179V218H178ZM192 217H193V216H192ZM198 217H199V216H198ZM204 217H205V216H204ZM33 218H35V217H32V220H33ZM36 218L39 219L38 216H37ZM135 218H136V219H135ZM162 218H163V217H162ZM185 218H187V217H185ZM86 219H89V220H90V217H89V218H86ZM97 219H98V218H97ZM144 219L140 221V222H141V225L143 224ZM146 219H145V222H147ZM163 219H164V218H163ZM183 219H184V218H183ZM188 219H189V218H188ZM192 219H193V218H192ZM205 219H206V220H205ZM32 220H31L32 223L35 222V221H32ZM128 220H129V219H128ZM159 220H160V219H159ZM36 221H37V220H36ZM80 221H81V220H80ZM93 221H95V220H93ZM97 221H98V220H97ZM103 221H104V220H103ZM181 221H183V220H181ZM185 221H186V220H185ZM193 221H194V220H193ZM250 221H252V223H250ZM256 221H257V222H256ZM40 222H41V220H40ZM84 222H85V221H84ZM84 222H83V223H84ZM91 222H92V220H91ZM138 222H137V223H138ZM149 222H150V221H149ZM149 222H148V224L145 223V224L142 225V227L144 226L143 228H145V230L142 229V228H139V229H141V231H142V232H140V233L143 234L144 231H145V233H147L146 235H148L147 237H150V236L153 237V235H154L153 238L155 239V237L160 236L159 234H157V233H160V232H161V231H159L160 228H159V229L156 228L157 225L155 226V224H154V227H152L151 225H153V224H152L153 221L150 222V223H151L150 225H149ZM187 222H188V220H187ZM189 222H190V220H189ZM191 222H192V221H191ZM248 222H249V225H247ZM255 222H256V223H255ZM32 223H31V224H32ZM41 223H42V222H41ZM77 223H79V222L77 221ZM86 223L89 224V222H86ZM94 223H97V222H94ZM128 223H129V222H128ZM133 223H134V224H137V223H135V222H133ZM158 223H159V222H158ZM161 223H162V222H161ZM161 223H160V224H161ZM174 223H175V222H174ZM184 223H186V222H184ZM184 223H183V224H184ZM206 223H205V224H206ZM254 223H255V224H254ZM31 224H30V225H31ZM37 224H38V222H37ZM81 224H82V223H81ZM87 224H86V225H85V224H82V225H85V226L89 227V229H92V230H89V231H90V232H93V228H94V227H92V226L90 227V224H89V226H88ZM176 224H177V222H176ZM178 224H179V223H178ZM180 224H181V223H180ZM212 224H213V225H212ZM216 224H215V225H216ZM231 224H230V225H231ZM30 225H29V226H30ZM35 225H36V224H34V226H35ZM38 225H39V228H40V225H41V224H38ZM42 225H43V227H45V228H44V230H43V228H42V226H41V228H40V232H41V234L44 235L43 231H44V232H45V231L48 232V234H47V232H45V234L47 235V237H46V238H47V241H46V238H44V241H43V239H42V241H43L42 243H44V242H48V237L50 238V240H51V237H54V238H52V239H55V237H58L57 232H58L59 230H57V226H55L57 231H56L55 229L53 230V232L56 233V235H57V236H56V235H53V234L51 235V234H50V232L48 231V228H46V225H45V224L42 223ZM75 225H76V224H75ZM91 225H92V224H91ZM138 225H139V223H138ZM181 225H182V224H181ZM189 225H191V224H189ZM32 226H33V225H32ZM76 226H77V225H76ZM85 226H83V227H84V229H86L85 231L87 232L88 228H86ZM136 226H137V225H136ZM158 226H159V225H158ZM184 226H185V225H184ZM184 226H182V228H185ZM187 226H188V225H187ZM228 226H229V225H228ZM232 226H233V225H232ZM232 226H231V227H232ZM259 226H260V225H259ZM261 226L263 227L264 224H261ZM79 227H80V226H79ZM127 227H128V226H127ZM127 227H126V228H127ZM213 227H214V226H213ZM223 227H224V226H223ZM225 227H226V226H225ZM236 227H235L236 231H233V232H235V234H236L237 231H238L237 234L239 235V234H240V231H239L240 228H238L239 230H237ZM39 228H38V230H39ZM58 228H59V227H58ZM80 228H81V227H80ZM113 228H114V227H113ZM129 228H130V227H129ZM153 228H154V229H158V230H155V231H154ZM179 228H181V227H179ZM186 228H187V227H186ZM217 228H218V227H217ZM226 228L228 229V227H226ZM233 228H234V226L232 227V229H233ZM256 228H257V226H256ZM258 228H259V230L261 229L260 227H258ZM258 228H257V229H258ZM45 229H46V230H45ZM51 229H52V228H51ZM98 229H99V228H98ZM114 229H115V228H114ZM175 229H176V228H175ZM208 229H209V228H208ZM214 229L216 230V228H214ZM36 230H37V229H36ZM38 230H37V231H38ZM41 230H43V231H41ZM61 230H62V229H61ZM61 230H60V231H61ZM76 230H78V229H76ZM94 230H95V229H94ZM115 230L117 231V229H115ZM123 230H124V229H123ZM143 230H144V231H143ZM179 230H181V229H179ZM261 230H262V229H261ZM263 230H264V227H263ZM263 230H262V232L260 231L262 234H263ZM55 231H56V232H55ZM60 231H59V232H60ZM85 231H84V232H85ZM89 231H88V233H89ZM108 231H109V232H108ZM108 231H106V233L108 232L107 234L104 233L105 235H108V234H109L108 236H110V237H109L110 240H108V243H109V244L106 245V247H107V249H109V248L111 247V246H109V245H111V242H112L113 249L110 248L111 251L109 250L110 253H112V251L115 250L114 246H116V245L119 244L118 242H121V241H122V243L124 244V242H126V240H128V239L126 238L125 235H123V236H125V237H123L122 235H120V236H122V240L119 241V240L116 239V237L119 236L118 234H114V235L116 236V237H114L113 233H112V232L110 233V231H113V230H108ZM135 231H137V230H135ZM156 231H157V232H156ZM183 231H185V230H183ZM230 231H231V230H230ZM255 231H256V230H255ZM257 231H258V230H257ZM257 231H256V232H257ZM63 232L65 233V231H63ZM99 232H101V231H99ZM99 232H98V234H100ZM121 232H122V230H121ZM173 232H174V231H173ZM175 232H176V231H175ZM185 232H186V231H185ZM216 232H217V231H216ZM60 233H61V232H60ZM60 233H59V235H60ZM78 233H79V232H78ZM88 233H85V234H87V236H88V235H89ZM95 233H96V230H95ZM114 233H115V231H114ZM117 233H118V232H117ZM138 233H139V231H138ZM153 233H155V234H153ZM181 233H182V232H180L179 234H181ZM183 233H184V232H183ZM221 233H222V232H221ZM230 233H231V232H230ZM251 233H252V232H251ZM257 233H258V232H257ZM85 234H84V235H85ZM110 234H112L113 239H112V236H111ZM125 234H126V233H125ZM128 234L130 235V233H128ZM133 234H135V233H133ZM142 234H141V235H142ZM216 234H217V233H216ZM219 234H220V233H219ZM219 234H217V235H219ZM235 234L233 233L234 236H235ZM237 234H236V235H237ZM241 234H242V232H241ZM241 234H240V235H241ZM254 234H255V233H254ZM46 235H44L43 237H45ZM75 235H76V234H75ZM75 235H74V236H75ZM79 235H80V234H79ZM82 235H83V234H82ZM91 235H92V234H90V237H91ZM105 235H104V236H105ZM139 235H140V234H139ZM146 235L144 234V237H145ZM167 235H168V234H167ZM172 235H176V233H175V234H171V236H172ZM184 235H185V234H184ZM230 235H231V234H229V236H230ZM240 235H239V236H240ZM243 235H244V234H243ZM243 235H242V236H243ZM246 235H244L245 238L242 237V236H240V237H242L243 239H245L244 241H247L248 236H247V239H246ZM252 235H253V234H252ZM255 235H256V234H255ZM41 236H42V235H40V237H41ZM71 236H72V235H71ZM87 236H86V237H87ZM92 236H93V235H92ZM95 236H97V233H96ZM100 236H101V235H100ZM108 236H107V238H108ZM161 236H162V234H161ZM211 236H212V235H211ZM224 236H225V235H223L222 238H224ZM61 237H64V236H63V235H60V236H59V240H58V242L62 239ZM81 237H82V236H81ZM84 237H85V236H84ZM84 237H82V240L84 239V242H87V244H84L83 241H79V242H81V244H80V245H76L77 248L74 249V252H75V250H76L75 253H77V255L80 253L79 256H80V255H83L84 252L87 251L86 249L89 248L90 244H92L94 241H95V243H96V240H99V238H100V237H98V239H97V237H95V239L92 238L93 241H91L92 243H90L88 240H86V237H85V238H84ZM90 237H88V239H89ZM142 237H143V236H142ZM147 237H145V238H147ZM152 237L147 238V239L144 238V239L147 240V241H148V239H150V241H151V239H153ZM162 237H163V236H162ZM162 237H161V238H162ZM168 237H170V236L168 235ZM188 237H189V235H188ZM220 237H221V236H220ZM230 237H231V236H230ZM237 237H238V236H237ZM257 237H258V236H257ZM38 238H39V237H38ZM38 238H37V239H38ZM60 238H61V239H60ZM77 238H78V237H77ZM79 238H80V237H79ZM79 238H78V240H79ZM120 238H121V237H120ZM125 238H126V239H125ZM176 238H177V237H176ZM176 238H174V239L172 238L173 241H175ZM216 238H217V237H216ZM222 238H220V239H218V240H215L216 243H213L214 246H218V244H219V246H220L221 243H219V241L221 242V241H224V240H225V239H222ZM235 238H236V237H234V239H235ZM242 238H241V239H240L239 237L236 238V242L241 241ZM261 238H262V237H261ZM40 239H41V238H40ZM56 239H58V238H56ZM65 239H66V238H64L62 241H66V240H68V238H67L66 240H65ZM100 239H102V238H100ZM114 239H115V240H114ZM142 239H143V238H142ZM185 239H187V238L185 237ZM239 239H240V240H239ZM250 239H251V237H250ZM254 239H255V238H254ZM257 239H259V238H257ZM78 240H77V241H78ZM80 240H81V239H80ZM90 240H91V239H90ZM163 240H164V239H163ZM163 240H162V241H163ZM167 240H168V239H167ZM230 240H231V239H230ZM35 241H36V240H35ZM103 241H105V240H103ZM103 241H101V242H103ZM116 241H117V242H116ZM154 241H155V240H154ZM171 241H172V240H171ZM173 241H172V242H173ZM186 241H187V240H186ZM188 241H189V240H188ZM188 241H187V242H188ZM192 241H193V240H190V242H192ZM206 241H207V240H206ZM217 241H218V242H217ZM244 241H243V242H244ZM50 242H51V241H50ZM52 242H54V240H53ZM66 242H67V241H66ZM82 242H83V243H82ZM113 242H114V244H113ZM155 242H156V241H155ZM157 242H158V240H157ZM166 242H167V241H166ZM172 242H171V243H172ZM195 242H197V241H195ZM224 242H226V241H224ZM228 242H229V241H228ZM231 242H232V241H230V244L235 243V241H233L232 243H231ZM56 243H57V241H56ZM89 243H90V244H89ZM99 243H100V242L98 241V243H96L94 246H98V245H100V248H102V247H101L102 244H101V243L99 244ZM104 243H105V242H104ZM116 243H117V244H116ZM146 243H147V242H146ZM158 243H159V242H158ZM158 243H157V245H160V244H158ZM197 243H198V242H197ZM200 243H201V242H199L198 244H200ZM202 243H203V242H202ZM202 243H201V244H202ZM208 243H209V242H208ZM208 243H207V244H206V242L203 243V244H204L203 247L205 248V245H206V248H207ZM217 243H218V244H217ZM247 243H248V242H247ZM253 243H254V242H253ZM0 244H1V243H0ZM37 244H38V243H37ZM49 244H51V243H49ZM63 244H64V243H63ZM63 244H62V243L60 244V242H59V245H60V246L63 245ZM75 244H76V243H75ZM82 244H84V245H82ZM93 244H94V243H93ZM106 244H107V243H106ZM126 244H127V243H126ZM164 244H165V243H164ZM167 244H168V243H167ZM173 244H174V243H173ZM173 244H172V245H173ZM186 244H187V243H186ZM211 244H212V243H209V245H208L209 248H208L206 251L204 250L205 252H203V250H202V252H201V248H203L201 245L199 246V245H197V244H193V245H195V247H198V246H199V248L201 247V248L199 249L200 251H199L198 248H197V250L199 251V253H196V254H198V257H197V255L195 256V254H194L197 250L194 249L195 247H193V246H192V243H190L189 245H191V247H193V250H192V251H195V252L192 253L193 257H192L191 254H190V256H191V260H189V261L186 260V261L188 262V264H190V263L193 264L194 262L196 263V261H198V260H199V261H198V263H196V264H235V263H233L232 261H235V260H234V256H236V255H233V254H237V256H238L239 253H234V252H232V251L227 252V251H225V250H224V251L222 250L224 253H223L221 256H224V254H227V253H228V254L231 253V252L233 253V254H232L233 256L231 255V258L227 260V259H224L223 257H221V256H220V253H219V250L223 249V246H220V247H222V248H219V249L216 248V250H217L216 252H217V253H215V252L212 251V250H214V249H211V251H209ZM213 244H212V245H213ZM227 244H228V243H227ZM227 244H226V245L223 244L224 247L227 246ZM260 244H262V243L260 242ZM44 245H46V243H44ZM51 245H52V244H51ZM53 245H54V244H53ZM66 245H67V244H65L64 247H65ZM86 245H87L88 247L85 248V250H84L83 246L85 247ZM119 245H120V244H119ZM187 245H188V244H187ZM232 245H233V244H232ZM232 245H231V246H232ZM250 245H251V244H250ZM257 245H258V244H257ZM1 246H2V245H1ZM1 246H0V247H1ZM42 246H43V244H42ZM46 246H48V244H47ZM79 246H81V247L83 248V250H81V247H79ZM102 246H103V245H102ZM108 246H109V247H108ZM162 246H163V247H162ZM162 246H161L162 248L160 247V248H161V249H160V250H161V253L158 252V250H157V251L155 250V252H154V254H153L154 256H152V254H149V255L152 256V257H151L152 259H151V261H149V263L152 262L151 264H166V263H167V264H170V263H169V262H170L169 260H168V262H165V260L167 261V259H170V258H171V253H173V252L170 253V251L167 250V248H165L164 245H162ZM168 246H170V245H168ZM168 246H167V247H168ZM231 246H230V247L227 246V247H229V249H230V248H232ZM236 246H237V245H236ZM236 246H235V247H236ZM240 246H241V244H240ZM251 246H252V245H251ZM255 246H256V245H255ZM262 246H263V245H262ZM62 247H63V246H62ZM62 247H61V248H62ZM64 247H63V249H64ZM68 247H70V246H68ZM71 247H72V246H71ZM74 247H75V246H74ZM106 247H105V248H106ZM124 247H125V246H124ZM157 247H158V246H157ZM185 247H187V246L185 245ZM242 247H243V246H242ZM2 248H4V247H2ZM39 248H40V247H39ZM42 248H43V247H42ZM105 248H103L102 250H104ZM122 248H123V247H122ZM125 248H126V247H125ZM211 248H212V247H211ZM233 248H234V245H233ZM246 248H247V247H246ZM259 248H260V247H259ZM51 249H52V248H50V246L47 247V250L49 251V254H50V252H51L53 255H55V254H54V253H55V252H54L55 249H53L54 251H50ZM91 249L94 250V248H92V245H91ZM98 249H99V246H98ZM98 249H97V250H98ZM107 249H106V250H107ZM117 249H118V246H117ZM117 249H116V251H115L117 254H116L115 252H114V254H111V255H113V257H115V255H119V253H120V254H123L122 251H120V252L118 253V252H117ZM120 249H121V247H120ZM120 249H118V251H119ZM158 249H159V248H158ZM162 249L165 250V251L167 250V251H166V253L168 252L167 255L165 254V252H162ZM181 249H182V248H181ZM181 249H179V250H181ZM184 249L187 251L186 248H184ZM238 249H239V248H238ZM254 249H255V248H254ZM257 249H258V248H257ZM257 249H256V250H257ZM20 250H21V249H18L17 252H19ZM71 250H72V249H71ZM77 250H79V251H78L79 253L77 252ZM92 250H91V251H92ZM97 250H96V251H97ZM121 250H122V249H121ZM129 250H130V248H129ZM152 250H154V249H152ZM152 250H151V251H152ZM172 250H173V249H172ZM176 250H177V249H176ZM227 250H228V249H227ZM231 250H232V249H231ZM236 250H237V249H236ZM240 250H241V249H240ZM242 250H243V249H242ZM242 250H241V251H242ZM262 250H263V249H262ZM262 250L260 251V249H259V251H260L259 254H261V252H264V251H262ZM3 251H4V249H3ZM22 251H23V250H22ZM34 251H35V250H34ZM38 251H39V250H37V252H38ZM43 251H44V253H43ZM63 251H64V250H63ZM68 251H69V250H68ZM104 251H105V250H104ZM126 251H128V250H126ZM126 251H124V252H126ZM173 251H174V250H173ZM182 251H184V250H182ZM182 251H181V253H182ZM228 251H229V250H228ZM257 251H258V250H257ZM259 251H258V252H259ZM1 252H2V251H1ZM4 252H5V251H4ZM7 252H8V251H7ZM9 252H10V251H9ZM45 252H46V248H45V250L42 249V250L40 251L41 254L39 253L40 256H42L43 254H45L46 257H47L48 254H46L47 252H46V253H45ZM57 252L60 253V251H57ZM57 252H56V255L59 254V253H57ZM64 252H65V251H64ZM81 252H82V254H81ZM87 252H88L89 254H91V252H89V250H88ZM92 252H94V251H92ZM97 252H101V249H100V251L98 250ZM97 252H95V253L97 254ZM121 252H122V253H121ZM128 252H129V251H128ZM131 252H132V251H131ZM157 252H158L159 254L156 255ZM176 252H177V251H176ZM187 252L190 253V250L187 251ZM225 252H226V253H225ZM254 252H255V251H254ZM254 252H253V253H254ZM72 253H73V251H72ZM110 253H109V254H110ZM126 253H127V252H126ZM129 253H130V252H129ZM169 253H170V258H169V256H168ZM218 253H219V254H218ZM8 254H9V253H8ZM11 254H12L13 256H14V255L17 256V253H16V252H12ZM19 254H20V253H19ZM21 254H22V253H21ZM27 254H29V253H27ZM37 254H38V253H37ZM37 254H34V253L31 254V256L33 255V256H32V261H33V259L36 260V259L38 258L37 256H38L39 254H38V255H37ZM52 254H50V255H52ZM61 254H62V253H61ZM67 254H70V252H68ZM124 254H125V253H124ZM132 254H133V253H132ZM132 254H131V255H132ZM173 254H175V255H174V257H175V256H176V253L174 252ZM179 254H180V252H179ZM185 254H186V253H185ZM228 254H227V255H228ZM256 254H257V253H256ZM262 254H264V253H262ZM0 255L2 256V254H0ZM4 255H5V254H4ZM29 255H30V254H29ZM34 255H37V256H34ZM45 255H44V257H45ZM74 255H75V254H74ZM87 255H88V254H86V257H85V258H88ZM93 255H94V254L92 253V256H91V255H90V256L93 258ZM97 255H98V254H97ZM106 255H107V254H106ZM106 255H105V256H106ZM111 255H109L110 258H111V260H114V258H112ZM127 255H128V253H127ZM129 255H130V254H129ZM129 255H128V257H129ZM158 255H159L160 257H159ZM188 255H189V254H187V256H188ZM241 255H243V254H241ZM251 255H252V254H251ZM251 255H250V260H248V258H249V254H248V258H246V256L244 255V257H245V261H247L248 264H251V263H252V264H259L260 261H261V262H262V260L264 261V257H263V256L260 257V258H262V260L260 259L259 261H256V260L259 259V257H258V259H255L254 256L251 257ZM60 256H61V255H58L57 257L55 256L56 258H55L54 256H52L50 259H54V258L57 259V258L60 257ZM65 256H66V255H65ZM65 256H64V257H65ZM67 256H68V255H67ZM67 256H66V257H67ZM88 256H89V255H88ZM99 256L101 257L102 254L99 255ZM119 256H120V255H119ZM156 256H157V258H156ZM167 256H168V258H167ZM187 256H185V257H187ZM259 256H261V255H259ZM10 257H11V256H10ZM10 257H8V258H10ZM34 257H37V258H34ZM69 257H70V256H69ZM100 257H99V258H100ZM116 257H117V256H116ZM122 257H123V256H122ZM132 257H133V256H132ZM154 257H155L156 259H154ZM172 257H173V256H172ZM176 257H177V256H176ZM176 257H175L174 259H176ZM183 257H184V256H183ZM188 257H189V256H188ZM196 257H197V258H196ZM241 257H242V256H241ZM17 258H18V257H17ZM40 258H41V257H40ZM70 258H71V257H70ZM70 258H69V260H70ZM78 258H80V257H78ZM89 258H90V257H89ZM105 258H106V257H105ZM119 258H120V257H119ZM119 258H118V259H119ZM134 258L136 259V257H134ZM166 258H167V259H166ZM181 258H182V257H181ZM195 258L197 259L196 261H195ZM226 258H227V257H226ZM239 258H240L239 256H238V258L235 257V259H238V260L240 261ZM12 259H13V258H12ZM75 259H77V258L75 257ZM82 259H84V258H82ZM116 259H117V258H116ZM118 259H117V260H114V262L116 261L118 264H120L121 261L118 262ZM126 259H127V258H126ZM128 259H130L129 261L133 262L132 264H137V261L135 262V261L131 260V257H129ZM128 259H127V260H128ZM132 259H133V258H132ZM135 259H134V260H135ZM172 259H173V258H172ZM174 259H173V260H174ZM179 259H180V258H178V259H176V260H179ZM187 259H190V257L187 258ZM192 259H193V260H192ZM251 259H252V260H251ZM0 260H1V257H0ZM43 260H44V259H43ZM43 260H42V259H39V261L37 260V261L39 262L38 264H40V263L50 264V263H48V261H46V260H48V258H47L45 261H43ZM63 260H64V259H63ZM89 260H91V259H89ZM92 260L94 261V260H95V257H94ZM97 260H98V258H97ZM100 260H102V259L100 258L99 261H100ZM123 260H124V259H123ZM137 260H138V259H137ZM173 260H172V261H173ZM230 260H231V261H230ZM238 260H236V262H238ZM253 260H255L256 263H253ZM2 261H3V258H2ZM11 261H12V260H11ZM19 261H21V260H19ZM40 261H43V262H40ZM49 261L52 262V260H49ZM53 261L55 262L56 260H53ZM73 261H75V260H73ZM78 261H80V259L77 260V264L79 263ZM84 261H85V259H84ZM95 261H96V260H95ZM99 261H98V263H99ZM139 261H140V259H139ZM139 261H138V264H143V263H144V261H142V262H139ZM172 261H171V262H172ZM186 261L184 260L182 264H186ZM191 261H193V263H192ZM242 261H244V259L241 260V263H242ZM33 262H36V261H33ZM45 262H47V263H45ZM70 262H72V261H70ZM70 262H69V263H70ZM81 262L83 263V261H81ZM116 262H115V264H116ZM178 262L180 263V260H179ZM184 262H185V263H184ZM189 262H190V263H189ZM249 262H250V263H249ZM61 263H62V262H61ZM102 263L104 264V263H106V262L104 261V262H102ZM145 263H146V262H145ZM145 263H144V264H145ZM149 263H147V264H149ZM175 263H176V262L174 261V264H175ZM238 263H240V262H238ZM247 263H246V264H247ZM52 264H53V263H52ZM74 264H75V263H74ZM94 264H95V262H94ZM99 264H100V263H99ZM106 264H107V263H106ZM109 264H113V263L111 262V263H109ZM122 264H124V263H122ZM129 264H131V263L129 262ZM176 264H178V263H176ZM242 264H243V263H242ZM260 264H262V263H260ZM263 264H264V263H263Z\"/></svg>",
	"mask_w": 264,
	"mask_h": 264
}]
</instances>
